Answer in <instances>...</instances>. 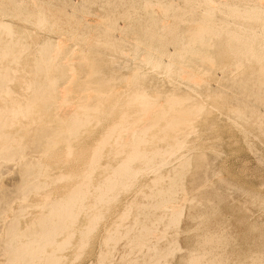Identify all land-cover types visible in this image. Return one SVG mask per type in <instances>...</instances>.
<instances>
[{
  "label": "rangeland",
  "instance_id": "rangeland-1",
  "mask_svg": "<svg viewBox=\"0 0 264 264\" xmlns=\"http://www.w3.org/2000/svg\"><path fill=\"white\" fill-rule=\"evenodd\" d=\"M145 1H147V0H0V10H2L1 12H3L4 14L5 13H8L7 15L5 14L6 16L3 13H0V18L2 17L3 20H4L3 21L2 18H1V21L2 22H6L7 21V23H8V21L11 22V24L9 23V25L11 26L12 31L15 30V33L17 32V34L19 35V38H22V37H25V36L27 37V35L29 34L28 35V38L30 40L28 38L27 39L29 41H32V42H29V41L26 42L25 41V38L26 37L24 39L22 38L23 39V42L25 41V43H26V44L23 43V44H25L24 46H25V50H26V55H24L25 52H23V53L20 52L19 55H18L20 59L18 58V60H17L20 63L17 62L16 65L15 64L14 65H11L13 67L10 68V70H13V71L16 70V72L14 71L16 75L13 72L9 71V73L11 75L10 77H11V79L14 80V82H13V80H9L7 82V86H8V88L10 90L12 89L11 92H12V94L13 93L15 94V95L13 94L14 97H17V99L23 100L24 98H26V97H28L29 95L32 94V91L30 89L27 88V91H26V84H27L26 83V79H28L29 76L31 78V76L33 75L32 71H33V68H34V63H35V61H37L39 59V58H37V56L39 57V55H40L39 52H38L39 51L38 48L40 49L41 44H43L44 41L46 39H48L47 36H49V39L52 37L53 42H54V45L55 46L58 45V47L57 46L56 47L58 49H60L59 44H57V43H60L59 41H61V39H62L63 36L67 37L66 34H68V37L70 36L69 37L70 39H68V37L67 38H64L63 37V39H62L61 42L64 41L66 44L62 43V44H64V46L62 44H60V45H62L61 46L62 48H64V47L67 48V50H66L67 57L65 59V56L66 55L63 53L65 55L63 57V55L61 53V54L57 55L58 58L55 57V59H54V60H56V58H57V60H56L57 63L56 62H53V63L59 65L60 60H61L60 57H61L62 58L61 62H64V63H62V64L60 63V64L65 67L63 69L66 70V73H68L67 75L68 76L70 75L71 83H72V81L75 82V85H74L73 90H75V89L76 90L75 91H72L68 96L70 97V95H71L70 98L75 99L77 97V93H74V92H78V94H79V92H81V90H79V89L80 88L82 89L83 87H85V85H82V83L83 84H86L88 81H91L92 79H93V82H90V83H93L92 86H95L96 85L95 86L96 88L102 90V92L99 93V95H101L103 93L102 94V97L101 96H98V100L99 101H97L98 103L101 101L100 103H101V107L103 109L101 108V110L99 112L100 114L98 113L99 115H97L98 117H96L97 120L95 119V121L93 122V125L90 124V125H87L88 127L86 126V127L82 128V130H81V132H80V134L78 136V139H77L78 141H75V142L73 141V143H72V154H74V155L71 154V156H73V158L69 155V157L72 158L71 160L70 159L69 160L66 159V158H68V156L67 155L65 156V154H66L65 147L59 145L56 148H50V149H48L47 151L49 152V150H50V152H49V154L48 153L46 154L47 156L46 155L42 156L40 154V153H44L45 154L47 152L46 149L44 151H42V152H38L37 153V155H38L37 157L38 158L36 156H34L36 154L34 150L28 149V150L25 151V155H24L25 158L24 159L22 158L23 160H20V161H17V162L14 161L15 163H13V165L17 164L18 162L20 164L22 162L29 161V160L36 161V159H37L39 161L41 159L40 160V163H42L43 166H46V164H47L46 167H48V169L50 171L49 173L51 175H53V176L54 175H61V176L64 175V176H66V174L69 173V172H70L69 174L75 173V176H78L79 175L78 176L79 178L78 177L77 178L80 181V179H81L80 177H81L82 173H84L83 172V169H84L83 167H86V165L89 167L88 164H90V163H86V159L89 160L88 157H90V156L93 155V152H94L93 149L94 148L97 149V147L100 148L102 146V140H103V137H104L103 134L106 135V137H107V133L105 134L104 131L109 132L110 130H108V128L109 129L113 128V126L116 125V122L122 124V121L124 120V118H123L124 115L121 112L123 110H125L127 112H124L123 111V113L125 115H126V113H128V115L125 116L126 117L125 118L126 122H124L125 124H122V125H127L126 123H128V121L129 122L130 121L132 122L133 121V118L135 119V117H138V116H136L137 113H138V110H139V109L137 110V108L139 107L140 109H142V107H140V104H138V103L139 102H142V101H139V102H136V103H131V106L129 107V105H127V103L129 104V98L131 99V97L128 96L130 93L133 95V96L132 95H130V96L134 97L133 91H135V94L142 93L144 91L145 93H143V94H145V97H147V95H149L148 97L151 96L153 98L152 99V98H148L147 97V101L150 99V100H154V102L157 103V104H153L154 102L152 101L151 104H153L154 107L156 106L158 108L161 105V104L158 105V103H162V105L164 104L163 107L166 105V108L167 109L169 108V106H167V101H168L167 99H169L171 96H172L171 98H174L173 97L174 96L173 94H176L175 95V98H176L177 95L179 96L180 99L185 97L184 98L185 100L182 101V108L185 109V111L187 109L188 110L189 109L190 110H195V109H193L194 107L200 108V107L204 106L205 108H204V110H202L201 113H196L195 112L196 114L194 115V117H192L193 116L192 114H191L192 116L191 115H188V117L186 116L187 118H185L183 116L186 119V120H184L183 123H185V121H187L186 123H188V124H184V126H183L182 123H181L182 126H180V128H178V130L174 129L175 130V133H174V130H170L174 134L177 133L176 135H173L170 131L168 133L167 130H161L160 129V126L165 125V124H163L164 123L163 120H160L159 121V122H161V124L159 125V128H156L155 127L156 130H157V132L155 131L156 134L158 133V129L161 130V131H159V134L160 133L161 134H165L164 131H166L168 133L169 137L166 138L165 136H167V135L165 134L164 137H163V139L164 138L165 139L170 138L171 140H168V141L169 142H171V141L173 142L172 139L175 138L174 141H177L179 139L178 141L184 142L183 140L181 141V139L184 138V140H185V143L184 144H185V146L187 144V146L186 147L183 146V147H185L184 148L185 150L184 149L183 150H180L181 152H179L178 155L175 158H171L170 159L171 160V163L172 162L173 163L177 162V163H175V164L172 163L171 164L170 162L167 161L166 164L168 163L169 165H166L165 164L167 166V167H164L165 169H163L164 164L162 166H160L161 164H158L157 166H160L159 169L162 168L163 171L160 173V172H158L159 169H157L158 171H156V172H158V173L155 172L154 174H152V175H155L156 174L157 176H160V177H161V175H163V177H165L167 175L166 173L170 172L168 174H171V171H172V173L174 172L173 170L176 171L173 174H175V175L177 174L176 175V179L177 180L180 179V181H177V180L176 181L177 182H180L181 185H180V183H177V192H176L177 194L176 193H173V194H176L175 196L173 194H169L168 193L171 196V202L172 203L170 202L167 207H170V204H172L171 206H173L174 203H175L174 206L176 204L181 205V207L184 206L183 207V210L181 208V210L183 211V215L180 217L179 225L178 224H175L174 225L175 227L176 226L177 227L179 226V227L178 228L177 227L176 228L175 227L173 228V225H172L171 227L173 229L172 228L169 229L170 226L167 223L170 222V221H168L170 219H168V220H166V219L169 218L168 217L169 215H171V214H169L170 212H168L170 210L167 211L166 209H155V205H156L157 202L153 198H151V197H153V193H154L155 189H158V191H159L160 188H163L162 186H165L166 185V186L169 187V184L166 181H168L170 179H168V180L165 179L163 182L161 181L162 183L160 182L159 184L158 183L155 184L152 180L155 178L154 179V181H155L157 178L159 179V177H155L156 176L155 175V176H153L154 178H152L151 172H149L150 175H148L149 173H147L148 172L147 171L145 173H147L148 176H146L145 173H144V174H142L140 176L139 179L137 178L134 181V183L132 182L134 184V187L133 188L131 187L133 185L132 184V185H129L131 188H128V187L126 188L127 190L129 189L128 191L125 190V192H124V191L121 190L122 192L121 191L118 192V194H119V196L117 194V198L118 199L115 197L116 201H115V199H114V201H112L111 207H108L109 208V211L108 212H105V210L107 211V207L106 206H110V203H108L109 205H104L105 206V207L103 206L104 208L102 207V208L98 209V207L97 208L94 207V209H93L92 208L93 207L92 205L94 203V198H91V196L88 197V199H91V200L87 201V203L90 202L89 205H91V207L88 206V208H89V209L87 208L88 209V212H85V214L84 213L81 214L78 217V220L76 218L77 221L74 220V223H77V224H74L73 225V229L71 228V230L72 231L74 230L75 235L73 236L74 238H71L70 241H69V246L67 247L68 248V251L65 248L66 251L64 250V251H62L63 253H61V252L59 253V255H61V257L62 256H65V258L62 257V261L61 262H64V264L66 262H67L66 264H143V263L144 264H149V263H151L154 260V259H152L154 256L160 255L162 257V259H161V263L162 264H190V263L191 264H195L193 262H198L197 264H200V261H201V264H203L205 260H206V262L207 261L209 262L211 259L215 258V253H216L217 254L216 256H218V257L215 258V259H213V260H211V262L215 260L214 261L215 264H217L219 261H221V262H219L218 264H220V263H222V264H225V263L226 264H240V263L241 264H250L251 262H253V264H257L258 262L260 263V261H261L260 264H264V103L260 102L261 100H263V102H264V80H262V77L264 78V74L263 75L262 74H259L260 72L264 71V68H263V70H260V69H262L261 67H262V63L264 61V56H262L263 59L261 58V60H262L261 63H260L261 60H258L259 62H256V61H254L256 59H253L252 57L251 58L253 59V61H252V59L250 61H247V60L250 59V57L247 56L249 59L246 58L245 55H248V54H246L243 51V49L242 50L240 49L241 47H244L243 46V43H240L239 42V46H238V41H237V44L236 43H232V42H235V40L233 41L228 36V39L231 42L230 43V42H228L229 40L227 41V35L221 34L222 36H218L219 39H218V37L217 38L215 37L216 43L221 40L220 41V45H218L219 43L218 44H215V41L213 40L214 37L212 38V36H206L204 38V40H206V43H208V44L210 43L209 44V49H208L209 51L207 53V56L206 57H203V60H202V57H199V56L197 58H195L196 60L194 59L195 61L193 60V62H191V64H190V66H192L191 69H190V66H189L188 67V70L190 69L189 71H191V70L194 71L193 73L191 71V73L194 74L195 76H197L196 74L199 75V73H201L202 71L205 72V70L206 71L208 70L210 72V74H208L209 72L207 71L206 73H204V75L207 74V76L205 75L204 78H209V81H208V79H206L207 81L206 80H203V76H202L203 75L202 74L203 72H202L201 75L198 76V77H200L201 80H203L202 81L203 84L201 82L202 85L200 84L198 87L192 88L191 90L190 89H187L188 87H186V86L188 84H185V82L183 83V81H184L183 79L184 78L182 79L180 77V74H181V76L183 75L182 74V71H181V69L183 67V63L178 58L179 57V53L178 52L182 48L181 45H184L185 46L186 43H187V41L189 43V41L192 39V37H191V39H189V37H190L189 35H191L189 33L192 32V31H194V32L197 31L198 27H196V25L197 26H198V24L200 25V23H198L197 20H198V18L203 17L201 15H203L202 14V11H203V13L205 12V9L206 8L204 7L205 9H203V6H205V5H203V6L201 5V2H202L201 0H199L200 3L197 0H193V1L196 2V4L193 5V7L195 6L194 7L195 10H196V7L198 6L197 11L194 13V9L191 6L192 5L191 3H193L192 0L185 1V2L183 0H176V1L175 0L174 1L173 0H164V2H161V4H160V1H163V0H159V1L153 0L154 3H152L153 2L152 0L151 1H148L147 3H145ZM171 1L178 2V4L175 3V5H176V7L178 5L181 8L180 11L183 12L182 15H184V13H185L184 11H186V10H187V12H190V7H191V11H193L192 12L193 13L192 16H190L189 13H187V12L185 14V17L182 16L181 15V12L179 11V8L177 7L178 10L176 11V13L174 11V14H173V11H170L169 13L166 14V15L169 14L168 17L166 16L168 18L167 19L166 17L164 18L165 14L162 11L161 12L164 15L162 16L161 13L159 14V11H158V9H156V7L153 8V9H155L153 11L151 8H149V7L146 6V5L151 4V3H152L151 5H156V3H157V5H161V6H164L166 4L165 7L173 6V10H176L177 8H175L174 3L171 2ZM233 1L234 0H231V2L229 0H226V3H225V1L223 2V0H221V2H220V0H217V1L215 0L214 1L215 3H214L213 6H215L216 3L219 2L218 5H216L217 8H218V6H219V8H221L220 6H222V5H223L222 6L223 8L225 6H226L225 8H227L229 4L233 3ZM170 2H171V5H170ZM18 3H22L23 5H21V4L19 5ZM33 3L35 4V6L37 8L34 7V4ZM197 3H198V5H197ZM59 4H61L62 6L59 5ZM67 4H74L75 5V9L72 12L73 14L71 12H70L71 14L69 12H68L69 14L68 13L63 14V12H66L63 6H65ZM199 4L202 6V9L201 10H199L201 8V6ZM14 5H16L18 7L14 6ZM10 6L11 7L14 6L12 8L15 11L14 13L11 10ZM19 6H21V7H19ZM49 6H51V8ZM142 6H144L143 7V10L141 8ZM15 7L17 9L18 8H24V9H18V10H20V12L23 13V14L21 13V15H23L25 17L19 15V16H21V18L20 17H19L20 19L19 18H16L17 22L15 21V19H13L18 14L17 13L18 10H16ZM26 7L28 9H25ZM33 7L35 8L34 10H33ZM38 8H40V12L38 11L39 12L38 13L39 15L37 14V11H35V10H39ZM182 8L184 9V11H182L183 10ZM242 8H240V9H242ZM4 9H7L8 12H6V10H4ZM31 9H32L33 12L31 11ZM147 9H148V11H147L148 13L146 12ZM224 9L221 8V9L215 11V16H216V13H218L217 15L219 16V18H216V20H215V18H213V22L214 21H216V22L220 21L219 19H220V16L221 15L219 13H221V11H222V13H224V12L225 13L226 12L228 13L229 12L227 9H226L227 11L224 10ZM21 10H23L24 12L21 11ZM155 11L157 12V14H154V13H156ZM27 12H28L29 15L31 14L30 15V20H29V15L27 14ZM41 12L46 17V18L43 17V20H44V18L47 19V20H46L45 24L42 25L44 28L41 26L42 28L41 27L38 28V29H40V31L38 29H36L37 30L36 31L34 29L37 28V26H40V25H37L36 26V24H38V22L36 21V19L37 18H41L43 16L41 14ZM9 13H12L14 15V16L13 15L12 16H9L10 18L13 17L12 18L13 20L8 19V15H10ZM15 13H17V14L15 15ZM33 13L35 14L34 16L36 18L35 19L36 22L31 21L32 19H34L33 15H32ZM60 13H62V14H60ZM170 14H171V16L172 15H177L179 19L178 18H174L173 16L171 17ZM194 14H195V16H194ZM26 15H28V16H26ZM150 15L152 16V18L154 17L153 19L152 18L151 19L153 21L155 19L156 21H154V23H157L160 28H158V26L156 24H154L152 20H149L148 17H151ZM222 15H224V14H222ZM227 15L228 14H226V16ZM51 16H52L53 19L50 18ZM65 16H66V18H65ZM103 16H105L106 18L103 17ZM179 16H182V18L180 19ZM226 16L224 15V17L225 18H228V19H224V18L222 19L223 16L221 17V20H225V22H226L225 23L223 21L224 23H222V24H224V25L226 24L227 25V23L230 22L229 23L230 25H227V28H224V27H226V25L225 26L222 25L223 27H221V29L223 28L222 30H224V29H229V30L232 29V30H234L232 27L230 28L228 26H231V24H232L231 20H235V18L233 19V17H231L229 15L227 17ZM6 17H7V19H6ZM58 17L61 20V22H59V23H58V21H60V20L58 19ZM22 18H23V21L24 22L22 21ZM24 18H27L28 21L26 19H24ZM68 18L74 21V24L75 25L73 27H71L72 25H70V27L72 29L69 27V24H73V21H69ZM147 18H148L150 24L148 23ZM236 19H238V18H236ZM20 20H21V22H20ZM37 20L40 21V19H37ZM65 20H68V21H65ZM180 20H182V21H180ZM195 20H196V22H195ZM240 20H242V19H240ZM41 21H42V18H41ZM186 21H189L190 23L189 22H186ZM199 21L201 22V18H200ZM236 21H234V26H235V24L236 25H238V24L241 25V21H240V23H238ZM242 21H243V23H242L243 25L246 24V26L249 25L248 28L251 27L252 24H250V23L247 24V22L244 21V20H242ZM30 22H31L32 25L29 24ZM49 22L51 24H49ZM52 22H53V24H56V25H53ZM62 22H65V23L67 22L66 25L68 24V26L65 27L66 25L65 26H64V24L62 25ZM221 22H218V24H221ZM33 23H34L35 26H33ZM46 23L49 24V25H47ZM120 23H122V24H120ZM147 23H148L149 26L147 25ZM163 23H165V25L162 26ZM195 23H197V24L195 25ZM59 24H61L63 26V28H62V26L59 27L58 26ZM113 24H114V26H112ZM151 24H153V25H151ZM27 25L28 26H32V28L31 27H27ZM44 25L47 26L46 28H48V29H45V26ZM214 25H216V23ZM50 26L51 27L55 26V27L51 28ZM104 26L108 30V37H106L107 35L104 32V31L107 32V30L104 29L105 28ZM232 26H233V24H232ZM56 27H57V29L59 28L58 30L60 32L55 29ZM148 27L149 28L152 27L154 29L153 31H155V29L157 28V30H156L157 33H155L156 32L155 31L154 34L152 33L153 35L149 34V32L151 33V29L152 28L149 29ZM200 27H199V29H200ZM237 27L235 28L234 31H236ZM241 27H242L241 29L244 30V27L245 26H242L241 25ZM29 28L31 30H34V31H32V32H34V34L32 32H30L31 30H28ZM60 28H62L63 30L65 28H66L65 30L68 29L66 31L67 33L64 34L65 33V30L63 31ZM164 28H165L166 31H165V34H163V35L161 34L162 36L160 35L161 38H164L163 40H161V38L157 34H158V32L159 33H162V31H164ZM42 29H44V30H42ZM99 29L102 30L103 32L99 31ZM144 29H146L145 30L146 32H144ZM147 29H149V30H147ZM167 29L168 30L170 29V30L167 32ZM217 29H220V25H219V27ZM241 29H237V30H240L241 31ZM22 30H24V31H22ZM26 30H27V32H26ZM79 30H80V33H78ZM110 30L111 31L114 30L115 33L114 32H109ZM53 31L54 32L56 31L55 34H57V32H58V34L55 36V34H52V33H54ZM68 31L70 32V34H69ZM74 31H76L81 36V38H83V37L85 38L84 35H86L87 37H89L90 42H94V41H95V43L96 42H99L98 44L96 43L98 46L97 45L96 46H93V43L88 42L89 39H87V41H83L86 38L85 39L83 38V40H82L83 42H81V40H79V42H77L76 40L79 39L80 36L78 34H77V36L73 35V34L76 33ZM85 31H87V32H85ZM98 31H99V34H97ZM134 31L136 32V34H135ZM40 32H41V34L38 36V34ZM42 32H43V34L45 36H43ZM45 32H47V33H45ZM48 32H50V33H48ZM61 32H62L63 35L61 34ZM83 32H84V35L82 34ZM133 32H134V34H133ZM137 32H139V33H137ZM142 32H144V33H142ZM173 32H174V34H173ZM85 33H87L89 36L87 34H85ZM102 33L105 35V37L103 36ZM145 33H148V36H153V37L152 38L151 37L150 38L149 37L148 38L147 37L145 38L144 36H147V34H145ZM17 34H13L14 39L17 38V36H18ZM59 34L62 37H60ZM142 34H144V35L142 36ZM3 35L0 34V36H2L3 38L4 37L6 38V35H4V36ZM15 35H17L16 38H15ZM30 35L32 36L31 38L29 37ZM156 35H157V38H158L157 41H156ZM192 35H194L193 32H192ZM73 36L76 37V38L78 36L79 37L75 40ZM132 36H133V39H132ZM2 37H1V39H3ZM96 37H98V40L99 41L96 40ZM7 38H6L7 41L10 40L9 39L10 38L9 36ZM57 38L60 39V40L57 41L58 40ZM186 38H187V40H186V43H185L184 40ZM1 39H0V41H1ZM130 39L131 40H134V41L135 40H138V42L139 41L142 42L141 40H143V43H140L139 42L140 49H138V50H141L143 48V50H141L139 52L136 51L135 50V44L137 43V41H135V44H134V42L131 41ZM147 39H148V41H147ZM210 39H211V41H210ZM6 40L4 42H6ZM178 40H180V41L177 43ZM40 41H43V43H41ZM158 41H160L161 43H162V41L165 42L166 43V46H168V49H167V47L165 46L164 43H163L164 46H162L160 43H158ZM226 41L229 44H232V46L233 45H236L233 48H235V47L237 48V46H238L239 48H237V49L239 51L237 52V50H232V47L230 49V46H228V43H224ZM76 42L79 45H77ZM86 42H88V43H86ZM146 42H148L151 46L153 44L154 49H152L153 48L152 47L151 50H150L149 49L150 48V45H148V43L146 44ZM155 42H156V49L157 50L155 49V45H154ZM3 43L0 42V47L3 45ZM27 43H28V45H27ZM103 43H104L105 46H103ZM39 44H40V46H37ZM123 44H124V47L125 48L127 47L126 50H125L124 47H123L124 49L123 48L121 49V47L123 46ZM128 44H129V46H128ZM131 44L134 45L133 46L134 48L132 47ZM141 44H142V46L146 45L145 47H147L150 52L147 51V53H144L143 51L147 50V48L142 47ZM176 44H178V45L180 44L179 45L180 49H179V47ZM224 44H225V46H224ZM241 44H242V46H240ZM65 45H67V46H65ZM160 45L162 46V50H161L160 47H158ZM215 45H216V49L214 50ZM29 46H30V49L27 50L29 48ZM36 46H37V48H36ZM75 46H77V47H75ZM217 46H219V47H217ZM129 47H132L131 48L132 50L134 49L133 50L134 51L133 53H130L132 51H131V49ZM176 47H178V50L179 51L177 49H174ZM72 48H74V50ZM87 48H89V49H87ZM158 48L160 49V52L161 51L164 52L162 55L165 54V56H164L163 59H165L167 57L165 59L166 61L162 59V61H161L162 64H160V67H158L157 70H156L155 67H149L147 65H143L145 67H141L142 69H140V71H142V73H141L142 76L140 77V80H141V78H142V80L141 81L139 79L137 80V81L140 82V84H139V82L137 83V81H136L137 84L134 83L135 85L132 84L134 86L131 85L132 87H134V89L136 88L137 91L134 90L132 87H128L131 84V83H129L130 81L128 79L136 71L135 70L136 69V65H140L139 62L141 63L142 60H144L146 58V56H147V55H144L145 58H142L141 56H143V54L141 52H143L144 54H148V52H149L148 56H153V55L155 56V55H158L160 53ZM255 48H256V50L257 49L259 50V51L257 50V52L261 53V55H264V51L261 52L263 50V49L261 50V47L259 48L258 46H256ZM35 49H37V50H35ZM90 49L91 50L94 49V51L93 50L90 51ZM83 50L85 52H83ZM87 50H88L89 53L87 52ZM122 50H124L126 53L123 52ZM127 50L128 51L130 50L129 53L127 52ZM155 50L158 51V52H156ZM172 50H174V52ZM231 50L233 52H231ZM74 51H77V52H74ZM118 51L123 52L122 55H120L121 53L118 52ZM176 51H177L178 54H176ZM27 52H28V54H27ZM72 52H73V55H72ZM95 52H97V53H95ZM154 52H156V54H153ZM209 52L210 53L212 52V53L210 54ZM240 52L241 53L243 52L242 53L243 56H242V54ZM79 53H80V55H78ZM127 53L129 55L131 54L130 55L131 57L129 56V60L127 59V56H128ZM136 53H139L140 60L137 59L139 57H138V55L136 56ZM140 53L142 55H140ZM167 53H168V56L169 57L167 56ZM173 53L175 55H177V56H173L174 55ZM239 53H240V56H239ZM27 55H29V57ZM72 56H73V58H72ZM81 56L84 57V58L89 59V61H91V59H93L91 61V62H94V66L92 67V71H93L92 73L93 74H91V73H89V75H88V73L86 74V72L84 71V69H86V68L84 67V63H83V61L85 59L84 58H81ZM90 56H92V57H90ZM133 56H134V58H132ZM170 56H171V59L169 61L168 59L170 58ZM21 57L23 59H21ZM34 57H36V58H34ZM214 57H215L216 60H214ZM1 58H2V56H0V60L3 59L2 61H0V64H1L0 65V70L3 69V68H5V67H7V65L9 64L8 63V61H9L8 58H6V59L5 58H2L1 59ZM24 58H26V59H24ZM74 58H76L77 60L79 58V60L78 61L77 60L71 61V59H74ZM176 58H178L179 62H178V60ZM244 58L247 59V60H245ZM63 59H65L66 61L63 60ZM80 59H84V60L81 61L83 64L80 63ZM131 59H136V60L134 61V60H131ZM197 59H198V61H197ZM76 61L79 62V63H74ZM125 61H126L127 64L125 63ZM137 61H139V62H137ZM163 61H164V63H163ZM239 61L240 62H243V63H241L243 66L242 65H238L240 63ZM65 62H66L67 65H64ZM171 62H174V63H172L173 66L171 65ZM176 62H178V63H176ZM4 63H5V65H4ZM69 63H71V64L74 63V65H69ZM167 63L170 65V67L172 66L171 69H174L175 71H177V69H178L179 71H177V72L179 74L177 72H175V71L173 72V70H172L171 72H172L173 75H171L170 74V71H169V70H171V69H169L170 68L169 65H168L169 68L167 67L168 69L165 67V65L167 66ZM175 63H176V66L178 64L177 67H175ZM54 64H52V66ZM196 64L198 66H200V67L201 66H203V67L205 66L204 69L205 68L206 69L203 70V67L197 69V65ZM61 65H59V66L61 67ZM77 65H78V67L80 69L79 72L77 71L79 69H76V71H77L76 72L75 71V68H74V71L73 72L70 71L71 74L72 73H75L76 74V77L74 78L73 76H75V75L73 74V76H72L71 74H69L68 69L69 70H72L73 68L71 66H77ZM92 65H93V63H92ZM133 65H135V67ZM161 65L164 68H166V69H164ZM236 65H238V66H236ZM82 66L84 67V69H83ZM235 66L238 67V68H240V67H242V68L236 71ZM263 66H264V64H263ZM54 67H55V65H54ZM78 67H76V68H78ZM148 67L151 68V69H149ZM193 67H195V68L193 69ZM20 68L21 69L23 68L22 69L23 71ZM144 68H146V69H144ZM160 68L164 69V71L166 70L165 73L166 72H169V74L166 73L167 74L166 75L164 73V71L161 70ZM143 69L144 70H147V73H150L151 75L146 74ZM154 69L157 72H159V73H157V72L155 73L154 72L155 71ZM150 70H152V71H150ZM160 70L163 71V72H160ZM195 70H196V74H195ZM26 71L28 72V74H27ZM94 71H95V75H94ZM143 71H144V73H143ZM17 72H19V73H17ZM29 73L31 75H29ZM51 73L53 74V72H51ZM77 73H79V74H77ZM17 74H21V76H22V74H24V77H25L24 80H25V82L23 81V79L21 80L23 82L19 81L21 83L20 85L22 87L21 86L19 87V82L16 81V80H20V77H18ZM81 74H83V76H81ZM143 74L146 75V76L149 75V77H147L148 80H147V78H145L146 80H144V75ZM14 75H15V77H14ZM174 75H178L177 76V80L178 81H176V76H174ZM90 76H92L93 78L90 77ZM120 76H122V77L124 76L125 77V78H123L124 80ZM166 76H169L171 78L172 77H175V78H172V79H174L172 81L171 78L169 79ZM259 76H261V77H259ZM32 77H34V76H32ZM22 78H23V76H22ZM30 78H29V80H30ZM85 78H86V80H85ZM260 78H261V81H260ZM256 79H258V81ZM180 80L182 81V83H181ZM84 81L86 83H84ZM125 81L128 82V83L126 82V86L128 87V89H126V86L124 85L125 84ZM142 81L145 82V83H147V85H145V83L143 84ZM175 81L177 83L179 82L180 84H183L184 86L179 85V84L177 85V83L175 84L174 83ZM259 82H260V84H259ZM15 84H17L18 87L15 88V86H16ZM80 85H82L83 87L80 86ZM136 85L137 86L140 85L138 87L141 90ZM141 85H143L144 87L141 88L142 87ZM144 88H145V90H142ZM198 88H200V89H198ZM194 90H195V92H194ZM191 91H193V93H191ZM158 93L161 94V95L159 96ZM72 94L73 95L76 94V96H73L72 97ZM168 94H170V95L168 96ZM165 95H167V96H165ZM261 95H263V96H261ZM80 96H81V99H80ZM80 96L78 95V97H77V100L78 101L76 99L75 100L72 99L73 101H71V99L68 98V102H70L71 104H74L73 106H77L78 107V105H80L78 103L79 102L81 103L82 102V99H83L82 98L83 95L81 94ZM127 96H128V98H126ZM153 96H155V98H160V101L158 102L157 99H156L157 100L156 101ZM187 96L188 97L190 96L191 98L190 97L188 98ZM164 98L165 99L167 98L166 99V104L163 103V101L165 100ZM179 98H177V99H179ZM186 98H188L189 100L190 99H192V100L189 101V102H187L188 99H186ZM258 98L260 100H258ZM1 99H0V108H2L3 105H4V103H5L3 97H1ZM79 99H80V101H79ZM115 100H117L118 102L120 101L119 103H117L116 108H114L115 106L113 107V105L116 104L115 102H117ZM121 100L124 101L123 103H126L125 104V107H128V110H130V111H128L127 108H124V105H121L122 104V101ZM104 101H106V102L110 101V102H108L106 104ZM147 101H146V104H150L149 103L150 101H148V103H147ZM102 102L104 103V106L106 104V107L109 104H113V105H109L106 108V107H103L102 106V104H103ZM143 102H144V100H143ZM143 102H142V104H143ZM185 102H187V103H185ZM67 103L65 104V107H63L64 110H62V108H61L64 104H62L61 107H59V105L56 106V107L57 108H60L62 111H65V108H66ZM70 103H69V105H71ZM132 104L133 105L135 104L134 105V108L132 107ZM119 105H121V106H119ZM144 105H145V103L143 105H141V106H144ZM197 105L198 106L201 105V106L198 107ZM73 106H70L69 107L70 109L67 107V109H66V112H68L67 114H71L70 112H72L71 110H73V108H74ZM56 107L53 106L51 108L50 113L52 111L58 110V109H55ZM111 107H112V109H110ZM156 107H155V109H156ZM119 108L120 109L123 108V110H121L120 112H118L119 111ZM135 108H136V115L134 116V115L131 114V112L133 114H135V112H134L135 111ZM75 109H78V108L75 107ZM133 109H134V111H133ZM160 109H162V108H160ZM164 109H165V107H164ZM167 109H165V110H167ZM61 110H60V112H62ZM69 110H70V112H69ZM156 110H159V108L156 109ZM77 111L78 110H76V111L74 110L72 112V114H74ZM238 111H239V113H238ZM56 112L58 114H56ZM56 112H52L50 114V115H52V114L56 115V116H54V115L49 116L50 119L47 118V116L49 115V113L44 114V113L40 112L41 114H43L42 115L43 118L40 117V115L38 113V116L37 117H36V114L34 115V117L31 116V118H29V122H28V119H25V118H21L20 117V119H19L20 121L17 120L16 122H13V124H11L9 126V128L7 129L6 132H8L11 135L13 133V135H16L17 138H20V135H21L22 138H24L27 141L29 139V141H30L31 139H34L35 138V136H34L35 135V132H38V130H39L40 127L41 128L42 127L44 128V127L49 126V124H47L49 122V120H50V124L51 123H54L53 125H55L56 124L55 122H58L59 121V118L63 117V114H61L58 111H56ZM62 113H64V112H62ZM138 114H140V113H138ZM170 114H172V113H170ZM121 115H122V117L119 118V116H121ZM197 115H198V117H197ZM127 116H129L128 121H127ZM130 117H132V118H130ZM56 118H58V119H56ZM98 118H99V120H98ZM103 118H105V119H103ZM122 118H123V120H122ZM37 119L40 120V121H38ZM42 119H43V121H42ZM100 119H102L101 120L102 122L100 121ZM188 119H190L191 121L188 120ZM18 121L20 122V125L21 126L17 123ZM33 121L35 122L34 125H32L34 123ZM258 121L262 122L263 124L262 123L260 124ZM36 122H37V124H36ZM189 122H192V123H189ZM233 122H235V123H233ZM256 122H257V124H256ZM27 124H29V125L31 124V125L30 126H27ZM94 124H96L97 126L94 125ZM13 125L16 126L15 129H14V126ZM190 125H192V126H190ZM94 126H96V128ZM33 130H35V131H33ZM153 130L154 129L152 128V131ZM16 131L19 133L18 135H17ZM28 131H29L30 134L28 133ZM89 132H90V135H88ZM91 132H92V134H91ZM155 132L152 133L151 132V129H150L149 131H147L144 134V137H146L147 139L149 138L148 140H151L153 137L154 138L156 137V136H153ZM110 133H111V131L108 133V135ZM181 133H183V134H181ZM25 134H28V136L25 135ZM81 135L84 136V138H80ZM100 135H102V136H100ZM162 136L163 135H161V138H162ZM100 137H102L101 142L99 140ZM106 137H104V138H106ZM156 138L160 140V138H158V137H156ZM156 138H155V140H157ZM95 140L97 141L96 143H95ZM152 140H151V143H152ZM166 141L167 140H165L163 142H166ZM168 141L166 142L167 145H166V143L161 142V145L159 143H157V145L158 144L159 145H158V147L157 146L156 147L157 148H160V150H163V147L169 146L168 145ZM155 142H158V141H155ZM173 143H175V142H173ZM99 144H101V146ZM111 144H112V146L114 148H117V146H118V145L117 146L116 145H113L114 144L113 141L111 142ZM153 144L156 145L154 142L152 144H149L150 146L148 145V143L145 145L146 147H150V148L152 146L151 149L148 148V151H150L149 153H152L155 150V149H153ZM169 144H171V143H169ZM95 145H97V146H95ZM145 146H144L143 150L146 149ZM92 147H94V148H92ZM108 147H109L110 150L108 149V151H107L106 148H108ZM124 147L126 149H128L126 146H124ZM156 147L154 146V148H156ZM157 148H156V150H159ZM121 149H123V148H121ZM126 149L124 151H126V153H127L130 148L128 150H126ZM75 150H76V152H74ZM115 150H117V149H115ZM103 151L108 153L109 151H113V150H112V148L109 145H107L104 148ZM26 152L27 153L30 152L31 155H29L30 153L27 154ZM104 152H103L104 155H102V156H105L106 155L105 157H107L109 155L108 156L109 157L108 159H110L111 157H113V154L116 153V151L115 152H110V154H107V153H104ZM60 154H61V156H60ZM182 154H184V156H186V155H188V156L184 157V156H182ZM123 155L125 156L126 154L123 153ZM123 155L121 156V154H120L118 156L116 155V158L114 157L116 159V163L117 164L114 163L115 162V159L114 158H113V160H114L113 163H111L113 161L112 159H110L112 161L109 160L110 164H112V165L114 164V166L111 165L112 167H110V164H108V162H107L108 159L105 158L107 160L106 161V160H104V157L101 160H104L105 162L101 161L100 164H101V166H104L105 164H103V163H106L109 166L108 165L107 166L105 165V166L106 167H110V169H111L113 167H116L117 165H119L122 162V160L125 158ZM180 155L184 158L183 161H182L181 158H179ZM82 156H84V157H82ZM119 156H121L122 158H119ZM189 157H190V159H189L190 160V163H187L186 165L190 164V167L188 165L187 166V169H186V165H185L184 161H185V159H188ZM177 158H178V160H177ZM118 160H119V162H117ZM189 160L188 161L186 160V161L189 162ZM64 161H67V162L65 164H63ZM156 161L159 162V160H156ZM180 161L182 163H184L185 170H183L184 169L183 167H182V169H179V168H181V165H182V163ZM82 162L83 163H86V165L85 164L84 165L82 164L83 166L79 167V165H81ZM87 162H89V161H87ZM6 163H5V165H8V166H5L2 169L6 170L7 169L6 167H9L10 166L9 168H11V170H6V174L5 175L1 174V172H0V199H1V197L3 198V199L0 200V202L2 201L6 205V207H7V208L5 207V209H6L5 211H4V208H3L4 206L3 207L1 206V208H3V209L0 208V247H2L3 246L2 244H4V242H3V241H5L4 238H7L8 237L7 233L5 234V230H7L6 227L9 224V220L11 222L12 219H13V216H15V215H12V214H14L13 212L18 209V206H19L20 209H21V206H22V209H24V208L26 209V210H24V213H23V210H22V213L21 212H18V214H17V211L19 209L15 213L19 217L20 230L21 231H24L25 229H27L26 227L31 226V224H33V223H35L37 221V219H36V218H38L37 216L40 217L41 215H44V214L47 213V209H45L44 211L42 210V208L40 209L41 205L43 203H45V201L42 200L43 198L45 199V197H46V195H45V197H43L45 193H47L49 195H51L50 193H52L53 195L56 194L58 196L64 195L62 199H61V197H58L56 195H54V196L52 195L53 197H48L49 195H47L48 202H55L53 199H55V200L58 199V200H56L58 202L59 201V198H60V201L66 199L67 196H65V194L68 195V193L74 188V186L79 183V182H77L78 180L76 181L77 178H75L72 175L73 176V180H69V181H71V182L76 181L77 183L76 182H74L75 184L70 183L71 184L70 187H68L66 185V183L68 184V182H69L66 179L65 180L67 182H65L63 180L61 183L60 182H57L56 184L54 183V185L51 183L52 185L51 184H48L47 186H49V187H46V189H44L43 191H41V192H34L35 194L34 193H31L30 196L28 197V199H25L24 200L22 198V200H24L23 203H22L21 198L17 197L18 198V201H16L17 200L16 198H14V197H16V195L14 196V188L16 189L17 188V185H20L18 182L20 181V179H19L20 177L19 176L21 174V168H20L19 164L13 166L11 161H9V164H8V162H6ZM100 164H99V166H100ZM136 164L138 165V163H136ZM178 164L180 166L179 168H178V166H176ZM61 165H62V167L60 168ZM101 166H100V169L102 168L103 170L102 171L101 170L100 171L99 170L98 171L96 170V173H95L94 177L97 176L96 178H98V179L96 180V178H94L95 180L93 179V181H94V182H92L93 184H95V183L97 184L96 181H99V178L101 179L99 181V183H101L102 179L103 178L105 179V177L107 176L106 172L108 173V175L110 174L109 173L110 169L106 171V170H104L105 167L103 168ZM55 167L56 168L59 167V169L61 171L58 170V169L56 170ZM88 167H86V169ZM174 167H176L178 170H176ZM78 168L82 170V173H81V170H79ZM171 168L173 170H171ZM2 169H1V171H2ZM53 169H55L56 171L53 170ZM70 169H71V171H70ZM86 169H84V171ZM78 170L80 171L79 173L77 172ZM186 170L188 172L190 170L191 171L189 173L186 172L187 173L186 174L185 173ZM103 171H105L104 174H103ZM4 172L5 171H2V173H4ZM99 172H101V173H99ZM100 174H103L104 176L103 175H100ZM159 174H161V175H159ZM99 175L102 176V177H100ZM171 175H170V178H175L173 175L172 176ZM168 176L169 175H167L166 178ZM69 177H70V175H69ZM71 179H72V177H71ZM16 180H17V182H16ZM169 182H171V181H169ZM150 183H152V184L154 183L153 185H155V186L158 184V186L160 185L159 186L160 188L159 187L154 188L155 186L152 185L153 188H154V190H152V189H150V187H152V186H148L147 187V185H151ZM164 183H165V185H164ZM70 184H68V185H70ZM93 184L91 186H93L94 189H95V187L98 184L97 185L96 184L93 185ZM178 186H180V187L183 186L184 187V188L181 187L183 190L185 189L183 191V193H181V190L182 189L180 188L181 189L180 190ZM11 187H13V189ZM93 187H90L89 188V192H92L91 188L93 189ZM145 187H147L148 189L145 188ZM6 188H8V190H6ZM67 188H68V190H67ZM69 188H72V189L69 190ZM142 188L144 190H142ZM164 188H163V190L166 192L167 188H165V189ZM10 189L13 190L12 193H11V196L12 197L11 196H8V194L7 195H4L6 192H8L10 194V192H11V191H9ZM1 191L3 192L2 194H1ZM4 191H6V192L4 193ZM48 191H50V192H48ZM149 191H151L152 193H150ZM164 191H163V193H164ZM142 192L146 196H142V197L139 196L140 193H141L140 195H143ZM157 192L155 191V193H157ZM178 192H179V194H178ZM36 193L37 194L39 193V194L37 195ZM149 193L152 196H150ZM185 193H187V194H185ZM166 194L167 193H164V195L168 197V194L167 195ZM184 194L187 195V196L188 195H190V196L186 197V196H184ZM180 195L181 196L182 195L184 196V199H183V204L185 203L184 205L183 204H179V201H180V203H182L181 199L183 198V196L181 197ZM39 196L40 197L42 196L43 198H41L39 200V198H40ZM179 196H180V199H179ZM138 197H140V199H137ZM146 197H147V199H146ZM185 197L187 198V200H185L186 199ZM191 197H194V198L196 197V198H195V200L194 199L191 200ZM7 198H8V200H7ZM143 198L146 199V201ZM173 198H174V200H172ZM175 198L176 199H179L178 202H176L177 200ZM49 199H51L53 201H50ZM13 200H14V204L12 202ZM136 200H138V201H136ZM149 200H151V201H149ZM189 200H190V203L191 204L190 203H188V204L186 203V201L189 202ZM6 202H7V204H6ZM27 202L29 204L31 203L29 205L30 206L29 207L30 209L27 208L28 207V203ZM138 202L141 203V205H139ZM3 203H2V205H4ZM20 203H22V205H18ZM37 203L39 205V208L36 209V207H38ZM10 205H13V206H10ZM135 205H136V207H138V209L135 208V210L133 209V211H132V208H134ZM178 205H176L175 207H178ZM23 206H24V208H23ZM140 206H142V207H140ZM145 206L149 208V210L147 208L148 212H147V210L145 208H143ZM139 207H140L141 211L143 210L142 213L146 211L145 212L146 215L142 214L143 216H141V211H140ZM90 208H92V210H90ZM170 208H172V207H170ZM87 209H86V211H87ZM136 209H137V213H136ZM144 209H145V211H144ZM152 209H154V210H152ZM40 210L43 211V212H41ZM97 210H99V213H97L98 212ZM150 210H152V211H150ZM29 211H31V212H29ZM90 211H92L93 213L90 212ZM100 211H101V214H100ZM125 211H127V212H125ZM157 211L160 212V215L165 216L163 218L166 220V222L164 221V219H163V222L160 220V219H162L161 218L162 216H160L159 215V212L157 213ZM163 211H165L166 214ZM4 212H7V214L4 213ZM38 212L40 214L41 213L42 214L40 215V214H38ZM123 212H124V214H122ZM154 212H156V213H154ZM184 212H186V213H184ZM19 213H20V215H19ZM89 213H91V214H94L95 213L94 215H98L99 214L102 217L104 216L103 217L104 220H103L102 217H100L99 219L101 220V222L98 221V223L97 222L95 223L97 225H96V227H94L95 228V231L92 232L90 234V237L88 238L89 242L87 241V238L84 240V243L86 242L85 243L86 245H84L85 248L83 246L84 249H82L83 250V255H82L81 254L82 251H80L81 250V246L79 247V245L81 244V241H80L81 240V236H80L79 233L87 225V222H89V221H87V218H88ZM134 213L136 215H134ZM151 213L154 214V215H151ZM91 214L89 215V217L90 216H93ZM131 214L133 215V217H132ZM167 214H169V215H167ZM24 215H25V218H23ZM26 215H29V216H26ZM148 215L149 216H152V217H150V219H151L150 222L153 223V222L156 221L155 223L161 222L162 224L159 223V225H158V223H157L158 226L156 224L154 225L155 227L153 226V230H154L155 236L151 237V239H153L152 241H155L156 240V242L154 243L152 241H149L143 247L142 245H138L137 242H140L141 235H142L141 232H142V225L143 224H142L141 221L144 219L143 217H145V216H147V218L149 219ZM154 216H156V218H158V216H160V219L158 218V219L155 220V217ZM7 217L8 218L12 217V218L8 219ZM33 217H35V218H33ZM134 217H136V219ZM138 217L140 218L139 220H137ZM153 217H154V219L152 221V218ZM118 218H122V220L126 221L127 223H125V222H123V223L121 222L120 223L119 220L121 221V219H118ZM182 218H184V219L181 220ZM200 218H201V220H200ZM145 219H146V217H145ZM148 219H146L145 222L146 221L149 222ZM130 220H132V221L134 220L135 222L134 221L131 222ZM197 220H198L199 223L202 220H205L204 222H207V223L206 224L205 223L203 224V221H202V224L200 223L201 224L200 225L199 223H197ZM115 221H116V223H115ZM128 221H129V223H128ZM137 221L138 222L140 221L141 224L139 223L140 224L139 225L137 223ZM25 222H27V223H25ZM143 223H144V221H143ZM83 224L85 225L84 227H83ZM132 224H133L134 227H132ZM163 224L168 225L167 226L168 229L166 228V230H165L164 228H165L166 225L164 226ZM161 226H163V227H161ZM118 227H119V229H118ZM114 228H116V229H114ZM123 228H124V230H123ZM163 229L165 231H163ZM131 231L134 232V233H132ZM137 231H139V232H137ZM158 231L159 232L160 231H163V232H160L159 233ZM154 233H153V235H154ZM157 233H159V234H157ZM220 234H221L222 237L220 236ZM4 235H6V237ZM210 235H212V236L215 235L217 237L219 235V237H221V240H219V238H217V237H216V239H217L216 240L215 239V236L214 237H212V236L210 237ZM65 236H66V234H63L62 236H60L58 238V240H61V238L64 239ZM203 236L204 237L206 236L205 237L206 239L208 238V240H206L204 238L205 239V243H204ZM156 237H160L159 238L160 240L158 238L156 239ZM197 237H198V239H197ZM223 237H225L224 240H222ZM70 242L71 243H74V244H70ZM174 242L176 243V245H175ZM87 243H88V245H87ZM161 243H163V244L161 245ZM209 243L210 244L212 243V244L210 245ZM157 245H159L158 248H157ZM71 246H74V247H71ZM207 246H208V249L210 250V255L208 254L206 256V253L209 252L207 250ZM209 246L212 247V248H210ZM214 246H216V247H214ZM78 247H79V251L81 253L80 252L76 253L78 250L76 252H74ZM111 247H112V249H111ZM147 247L149 248L150 251L146 250ZM200 247H203V248L200 250ZM154 248H155V250L157 252L154 250ZM197 248L199 250H197ZM177 249H179V253H177L178 252ZM181 249H182V251H181ZM212 249L214 251L216 250V252L214 253V251H211ZM164 250H167V251L164 252ZM202 250L205 251L203 253V255L205 254L204 255V258H205L204 261L199 257L200 255L202 257V253H201ZM206 250H207V252H206ZM107 251H109V252H107ZM197 251H199V252H197ZM221 251H222V254H221L222 257H219V256H221L220 255ZM172 252H173V255L171 254ZM211 252H212V254H211ZM160 253L164 255V258H163V255H161ZM164 253L166 254V256H165ZM69 254H72V257ZM66 255H67V258H66ZM73 255H74L75 258H73ZM81 256H82V258H81ZM99 256H101V257L99 258ZM0 258H1V256H0ZM219 258L220 259L221 258H224L223 259L224 261L222 259L220 260ZM148 259H150V260H148ZM197 259H198V261H197ZM1 260H2V262H1ZM3 260L4 259H0V264H4L5 261H3ZM70 260H74V261L72 262ZM132 261L134 263H132ZM142 261H143V263H141ZM147 261H148V263H147ZM208 262H207V264H208ZM214 263L212 262V264H214ZM204 264H206V263H204ZM209 264H210V262H209Z\"/></svg>",
  "mask_w": 264,
  "mask_h": 264
},
{
  "label": "bare ground",
  "instance_id": "bare-ground-1",
  "mask_svg": "<svg viewBox=\"0 0 264 264\" xmlns=\"http://www.w3.org/2000/svg\"><path fill=\"white\" fill-rule=\"evenodd\" d=\"M148 1H151V0H147V1H145V3H147ZM153 1V0H152ZM156 1H159V0H156ZM174 1V0H173ZM173 1H171V2H173ZM176 1V0H175ZM184 2L185 1H189V0H183ZM193 1V0H192ZM197 1H199V0H197ZM202 2H201V5L203 6V5H205V6H203V9H205V12L203 13V11H202V14L203 15H201V16H203V17H200L201 18V22L199 21L200 20V18H198V23H200V25L198 24V26L196 25L197 23H195V25H196V27H198V29H199V27H200V29L198 30L197 28V33L196 32H194V31H192L193 33H194V35H192V32H188L189 34H191V35H189L188 37H189V39H191V37H192V39L189 41V43H188V41H187V43H186V40H187V38L184 40L185 41V43H186V45L184 46V45H181L182 46V48H181V50L179 51L178 50V47H179V45L178 44H176L178 47H176V48H174V49H177L179 52V59L182 61V63H183V67H182V69H181V71H182V76H181V74H180V77L184 80L183 81V83L185 82V84H188L186 87H188L187 89H192V88H195V87H198L200 84H201V82L203 81V80H206V79H208V81H209V78H204V76L206 75L207 76V74H205L204 75V73H206L207 71L204 69V67L203 66H198L197 64V69L198 68H202L203 67V70H205V72H201L203 75V80H201V78L200 77H198V76H200L201 75V73H199V75L198 74H196V70H195V74L197 75V76H195L194 74H192L194 71H192V73H191V71H189L190 69H191V67L192 66H190V64H191V62H193V60L195 59V58H197L198 56L199 57H202V60H203V57H206L207 56V53H208V49H209V44L208 43H206V40H204V38L206 37V36H212V38L214 37V41H215V44H218V45H220V41H218L217 43H216V39H215V37L217 38L218 36H222L221 34H224V35H227V41L229 40L228 39V36L230 37V39H232L233 41L235 40V42H232V43H236L237 44V41H238V46H239V42L240 43H243V46L244 47H241L240 49L242 50L243 49V51L246 53V54H248V55H245L246 56V58H248V57H250V59L249 60H247V59H245V60H247V61H250L252 58L253 59H256V60H254V61H256V62H259L258 60H261V58L263 59V57L262 56H264V55H261V53H259V52H257V50H256V46H258L259 48L261 47V52H263L264 51V0H234L233 1V3H231V4H229L228 5V7L227 8H225L226 6V0H223V2L225 1V9L222 7V6H220L222 9H224V10H228L229 12L227 13H225L224 11V13H222V11H221V13H219L221 16H220V21H218V22H221V24H218V22H216V21H214L213 22V18H215V20H216V18H219V16L217 15L218 13H216V16H215V11L216 10H219V9H221V8H219V6H218V8H217V6L216 5H218V3H216V5L215 6H213L214 5V1L213 0H201ZM217 1V0H216ZM230 2H231V0H229ZM161 2H164V0L163 1H160V4H161ZM171 2H170V5H171ZM195 1H193V3H191L192 5V8L194 9V13L197 11V8H198V6L196 7V10H195V6L193 7V5L194 4H196V2L194 3ZM220 2H221V0H220ZM222 2V3H223ZM144 3V4H145ZM152 3H154V1L152 2ZM151 3V4H152ZM156 3V2H155ZM174 3V5H175V3L176 4H178V2H173ZM188 3V2H187ZM199 3H200V1H199ZM203 3V4H202ZM19 5L21 4V5H23L22 3H18ZM34 4V3H33ZM142 4V3H141ZM151 4H148V5H146L147 7H149V8H151L153 11L155 10V9H153L154 7H156V9H158V11H159V14L161 13V15L163 16L164 14H165V16H164V18L167 16L168 17V15H166L167 13H169L170 11H173V14H174V11H175V13H176V11L178 10V8H179V11H180V7L177 5V7H176V5H175V8H177L176 10H173V6H168V7H165L166 6V4L164 5V6H161V5H157V3H156V5H151ZM164 4V3H163ZM162 4V5H163ZM228 4V3H227ZM51 5V4H50ZM59 5H61V4H59ZM197 5H198V3H197ZM200 5V4H199ZM200 5V6H201ZM221 5V4H220ZM14 6H16V5H14ZM13 6V7H14ZM62 6V5H61ZM199 6V7H200ZM202 6H201V8L199 9V10H201L202 9ZM244 6V7H243ZM13 7H11L10 6V8H11V10L13 11V13L15 12L14 11V9H12ZM16 7H18V6H16ZM15 7V9L16 10H18V9H24V8H16ZM19 7H21V6H19ZM34 7H36L35 6V4H34ZM33 7V10L35 9ZM50 8H51V6H49ZM64 7V9H65V11L66 12H63V14H65V13H72L73 11H74V9H75V5L74 4H67V5H65V6H63ZM143 7L144 6H142L141 8H142V10H143ZM205 7V8H204ZM244 9H243V8ZM37 8V7H36ZM146 8V7H145ZM144 8V9H145ZM240 8H242V9H240ZM25 9H28L27 7L25 8ZM39 10H35V11H37V14L40 12V8H38ZM43 9V8H42ZM160 9V10H159ZM183 9V8H182ZM192 9V10H193ZM4 10H6V12H8V10L7 9H4ZM60 10V9H59ZM62 10V9H61ZM226 10V11H227ZM2 10H0V13H3V12H1ZM21 11H23V10H21ZM26 11V10H25ZM31 11H32V9H31ZM39 11V12H38ZM42 11V10H41ZM148 11V9L146 10V12ZM164 13V14H162V12ZM182 11H184V9L182 10ZM5 12V11H4ZM11 12V11H10ZM24 12V11H23ZM33 12V11H32ZM48 12V11H47ZM156 12V11H155ZM181 12V11H180ZM185 13H184V15H182V13L183 12H181V15L182 16H184L185 17V14H186V12H187V10L186 11H184ZM193 11H191V7H190V12H187V13H189V15L190 16H192V13ZM214 12V13H213ZM218 12V11H217ZM18 13V14H17ZM17 13H15V15H16V17H12L13 19H15V21L17 22V20H16V18H21V16H23V15H21V13L22 12H20V10H18L17 11ZM30 13V12H29ZM36 13V12H35ZM68 13V14H69ZM70 13V14H71ZM97 13V12H96ZM148 13V12H147ZM150 13V12H149ZM4 14V13H3ZM6 15L8 14V13H5ZM4 14V15H5ZM10 15H8V19H10V20H13L12 18H10L9 16H12L13 14L12 13H9ZM23 14V13H22ZM27 14H28V12H27ZM36 14V15H37ZM41 14L43 15V13L41 12ZM40 14V15H41ZM50 14V13H49ZM60 14H62V13H60ZM59 14V15H60ZM73 14V13H72ZM154 14H157V12L156 13H154ZM214 14V15H213ZM222 14H224L225 16H226V14H228L229 16H231V17H233V19L235 18V20H231V22H232V24H233V26H232V24H231V26H228V27H232L234 30H235V28L237 27V29H241L242 27H241V25L242 26H245L244 27V30H242L241 29V31L240 30H237L236 29V31H234V30H229V29H224V30H222L221 29V27H223L222 25H224V24H222V23H224L225 22V20H221V17H222V19L224 18V19H228V18H225L224 17V15H222ZM5 15V16H6ZM19 15H21V16H19ZM29 15V14H28ZM28 15H26V16H28ZM31 15V14H30ZM30 15H29V20H30ZM33 15V17H34V19H32L31 21H34V22H38V24H36V26L37 25H40V26H37V28H35L34 30H36V29H38V28H40L43 24H45V22H46V20L47 19H45L46 17H45V15H43L41 18H42V21H41V18H37V19H40V21H38L36 18H35V14L33 13L32 14ZM39 15V14H38ZM103 15V14H102ZM101 15V16H102ZM147 15V14H146ZM145 15V16H146ZM149 15V14H148ZM152 15V14H151ZM150 15V16H151ZM227 15V16H228ZM3 16V15H2ZM4 16V17H5ZM14 16V15H13ZM18 16V17H17ZM63 16V15H62ZM67 16V15H66ZM66 16H65V18H66ZM100 16V15H99ZM128 16V15H127ZM170 16H171V14H170ZM174 18H178V16L177 15H172ZM171 16V17H172ZM182 16H179L180 17V19L182 18ZM194 16H195V14H194ZM215 16V17H214ZM218 16V17H217ZM226 16V17H227ZM23 17H25V16H23ZM32 17V18H33ZM37 17V16H36ZM40 17V16H39ZM43 17H45L44 18V20H43ZM85 17V16H84ZM103 17H105V16H103ZM102 17V18H103ZM156 17V16H155ZM166 17V18H167ZM183 17V18H184ZM2 18V17H1ZM1 18H0V21H1ZM19 18V19H20ZM50 18H52V16L50 17ZM73 18V17H72ZM106 18V17H105ZM130 18V17H129ZM149 18V20H152L153 18H152V16L151 17H148ZM148 18H147V21H148V23H149V20H148ZM152 18V19H151ZM170 18V17H169ZM230 18V17H229ZM236 18H238V19H236ZM6 19H7V17H6ZM18 19V20H19ZM24 19H26L27 20V18H24ZM35 19H36V21H35ZM53 19V18H52ZM58 19H59V17H58ZM57 19V20H58ZM69 19V18H68ZM85 19V18H84ZM168 19V18H167ZM179 19V18H178ZM186 19V18H185ZM231 19V18H230ZM240 19H242V20H244V21H246L247 22V24H252L251 25V27H249L248 28V26H246V24L245 25H243L242 23H243V21L242 20H240ZM2 20H3V18H2ZM60 20V19H59ZM83 20V19H82ZM102 20V19H101ZM100 20V21H101ZM218 20V19H217ZM237 20V21H236ZM239 20V21H238ZM4 21V20H3ZM22 21H23V18H22ZM28 21V20H27ZM50 21V20H49ZM56 21V20H55ZM65 21H68V20H65ZM69 21H73V20H71V19H69ZM130 21V20H129ZM153 21V20H152ZM151 21V22H152ZM154 21H156L155 19H154ZM154 21H153V23H154ZM163 21V20H162ZM180 21H182V20H180ZM185 21V20H184ZM193 21V20H192ZM224 21V22H223ZM228 21V20H227ZM234 21H236V22H238V23H240V21H241V25L240 24H238V25H236L235 24V26H234ZM20 22H21V20H20ZM24 22V21H23ZM51 22V21H50ZM49 22V24H51ZM59 22H61V20L60 21H58V23ZM164 22V21H163ZM186 22H189V21H186ZM194 22V21H193ZM195 22H196V20H195ZM235 22V23H236ZM9 23L11 24V22H9L8 21V23H7V21L6 22H0V34L1 35H6V38L9 36L10 38V40H6V38L4 39L2 36H0V39H1V37L3 38V39H1V43H3L5 40H6V42H4L3 43V45L0 47V56H2V58H8V65H7V67H5V68H3V69H1L0 70V99H1V97H3V99H4V101H5V103H4V105H3V107L2 108H0V172H1V174H3V175H5L6 174V170H11V168H9V167H6L7 169L6 170H4V169H2V168H4L5 166H8V165H5V163L6 162H8V164H9V161H11L12 162V165H13V163H15L14 161H20V160H23L24 158H25V151L26 150H28V149H32V150H34L35 151V155L34 156H38L37 155V153L38 152H42V151H44L45 149H46V151L48 150V149H50V148H56V147H58L59 145H61V146H64L65 147V151H66V154H65V156L67 155L68 156V158H66V159H72L73 158V156H71V154H72V143H73V141L75 142V141H78L77 139H78V136H79V134H80V132H81V130H82V128H84V127H86L87 125H90V124H92L93 125V122L95 121V119H96V117H98L97 115H99L100 113V110H101V101L98 103L97 101H99L98 100V96H101L102 97V94L101 95H99V93H101L102 92V90L101 89H98V88H96L95 86H92V84L93 83H90V82H93V77L92 76H90V77H92L91 79V81H88L87 83L84 81V83H86V84H83L82 83V85H85V87H83L82 85H80V86H82L83 88L81 89H79V90H81V92H79V94H78V92H74V93H77V97H78V95L80 96L81 94L83 95V99H82V102L80 103H78V104H80V105H78V107L77 106H73L74 104H71L70 102H68V98H70L71 97V95H70V97L68 96L72 91H75V90H73V88H74V85H75V82L74 81H72V83H71V80H70V75L68 76L67 74L68 73H66V70L65 69H63V68H65L63 65H61L62 63H64V62H61V60H62V58L60 57V63H59V65H61V67L59 66V65H57V64H54L53 62H56L57 63V58H58V56L57 55H59V54H61L62 53V55H63V57L65 56V59H66V57H67V54H66V50H67V48L66 47H64V48H62L61 46L63 45L64 46V44H66L64 41L63 42H61L62 41V39H63V37L64 38H67L68 37V34H66L67 32V30H65V33L64 34H66L67 35V37H65V36H60V34H59V36L60 37H62V39H61V41H59L60 39H56L57 41H59L60 43H57V44H59V47H60V49H58L57 47H58V45H54V42H53V39H52V37L49 39V36H47L48 37V39H46L45 41H44V43H43V41H40L41 43H43V44H41V46H40V44L39 45H37V46H40V49L38 48V52H39V57L37 56V58H39L37 61H35V63H34V68H33V71H32V73H33V75L32 76H34V77H32L31 76V78L33 79H31L30 78V76L29 75H31L30 73H29V78H30V80H29V78L28 79H26V91H27V88L28 89H30L31 91H32V94L31 95H29L28 97H26V98H24L23 100H20V99H17V97H14V95L12 94V89L10 90L9 88H8V86H7V82L9 81V80H13V79H11V75H10V73H9V71H11V72H13L14 74H15V72H16V70H10V68H12L13 66H11V65H16V63L17 62H19V61H17L18 60V58H19V53L20 52H25L24 53V55H26V50H25V41L27 42V41H29L30 39L28 38V35H27V37L25 38V37H22L23 39L25 38V41L23 42V39L22 38H19V35L17 34V32L15 33V30L14 31H12V28H11V26L9 25ZM15 23V22H14ZM13 23V24H14ZM27 23V22H26ZM48 23V22H47ZM46 23V24H47ZM57 23V24H58ZM67 23V22H66ZM66 23L65 22H62V25L64 24V26L66 25ZM70 23V22H69ZM148 23H147V25H148ZM162 23V22H161ZM184 23V22H183ZM190 23V22H189ZM216 23V25H214ZM226 23V22H225ZM230 22H228L227 23V25H230L229 24ZM19 24V23H18ZM17 24V25H18ZM24 24V23H23ZM22 24V25H23ZM29 24H31V22L29 23ZM49 24H47V25H49ZM52 24H53V22H52ZM120 24H122V23H120ZM150 24V23H149ZM154 24H156L157 26H158V24L157 23H154ZM26 25V24H25ZM24 25V26H25ZM32 25V24H31ZM53 25H56V24H53ZM61 24H59L58 26L60 27V26H62ZM70 25H72L71 27H73L75 24H74V21H73V24H69V27H70ZM151 25H153V24H151ZM163 25H165V23H163L162 24V26ZM167 25V24H166ZM219 25H220V29H217L218 27H219ZM226 25V24H225ZM224 25V26H225ZM227 25H226V27H224V28H227ZM33 26H35L34 25V23H33ZM45 26V25H44ZM57 26V27H58ZM68 26V24L65 26V27H67ZM102 26V25H101ZM112 26H114V24L112 25ZM149 26V25H148ZM155 26V25H154ZM161 26V27H162ZM216 26V27H215ZM240 26V27H239ZM27 27H31L32 28V26H28L27 25ZM43 27V26H42ZM41 27V28H42ZM47 26H45V29H48V28H46ZM51 27V26H50ZM53 27H55V26H53ZM53 27H51V28H53ZM57 27L55 28L56 30H58L57 29ZM68 27V28H69ZM70 27V28H71ZM105 27V26H104ZM235 27V28H234ZM44 28V27H43ZM62 28H63V26H62ZM62 28H60V29H62ZM109 28V27H108ZM149 28V27H148ZM150 28H152V27H150ZM149 28V29H150ZM158 28H160L159 26H158ZM168 28V27H167ZM72 29V28H71ZM104 29H106L107 30V28L105 27ZM149 29H147V30H149ZM246 29V30H245ZM25 30V29H24ZM24 30H22V31H24ZM28 30H31L30 28L28 29ZM34 30H31L30 32H32V31H34ZM39 31H40V29H38ZM42 30H44V29H42ZM54 30V29H53ZM63 30V29H62ZM61 30V31H62ZM63 30V31H64ZM112 30V29H111ZM109 31V32H114V30L113 31ZM146 29H144V32H146L145 31ZM154 29L152 28L151 29V33L149 32V34H151V35H153L154 34V32L157 30V28L155 29V31H153ZM163 30V29H162ZM170 30V29H169ZM168 29H167V32L169 31ZM173 30V29H172ZM37 31V30H36ZM35 31V32H36ZM50 31V30H49ZM59 31V30H58ZM99 31H101V32H103L102 30H100L99 29ZM99 31H98V33L97 34H99ZM136 31V30H135ZM134 31V32H135ZM165 28H164V31H162V33H159L158 32V36L161 38V36L163 35V34H165ZM14 32V33H13ZM26 32H27V30H26ZM44 32V31H43ZM43 32H42V34H43ZM54 32V31H53ZM56 32V31H55ZM55 32L54 33H52V34H55ZM60 32V31H59ZM69 32V31H68ZM74 32H76V31H74ZM82 32V31H81ZM85 32H87V31H85ZM105 33H106V37H108V30H107V32L106 31H104ZM134 32H133V34H134ZM144 32H142V33H144ZM161 32V31H160ZM164 32V33H163ZM166 32V33H167ZM178 32V31H177ZM25 33V32H24ZM23 33V34H24ZM33 34H34V32H32ZM37 33V32H36ZM45 33H47V32H45ZM48 33H50V32H48ZM78 33H80V30H79V32ZM77 32L75 33V34H73V35H75V36H77V34H78ZM115 33V32H114ZM137 33H139V32H137ZM153 33V34H152ZM155 33H157V31L155 32ZM13 34H17V35H15V38H16V36H17V38L16 39H14V37H13ZM20 34V33H19ZM41 34V32L38 34V36ZM51 34V35H52ZM57 34H58V32H57ZM57 34H55V36L57 35ZM61 34H62V32H61ZM69 34H70V32H69ZM83 35H84V32L82 33ZM81 34V35H82ZM85 34H87V33H85ZM103 34V33H102ZM111 34V33H110ZM132 34V35H133ZM135 34H136V32H135ZM145 34H147V36H144L145 38L147 37H153V36H148V33H145ZM162 34V35H161ZM171 34V33H170ZM173 34H174V32H173ZM3 35V36H4ZM63 35V34H62ZM79 35V34H78ZM88 35V34H87ZM144 34H142V36H143ZM157 35H156V41H157ZM161 35V36H160ZM43 36H45L44 34H43ZM58 36V37H59ZM80 36V35H79ZM78 36V37H79ZM85 36V40H83V38H81V36H80V38L79 39H77L76 37H74V39L77 41V42H79V40H81V42H83V41H87V39H89V37H87L86 35H84ZM89 36V35H88ZM98 36V35H97ZM103 36L105 37V35L103 34ZM136 36V35H135ZM21 37V36H20ZM30 38L32 37L31 35L29 36ZM70 37V36H69ZM68 37V39H70ZM72 37V36H71ZM100 37V36H99ZM155 37V36H154ZM29 40H28V39ZM40 38V37H39ZM45 38V37H44ZM144 38V39H145ZM211 38V39H212ZM8 39V38H7ZM27 39V40H26ZM41 39V38H40ZM95 39V38H94ZM132 39H133V36H132ZM164 38H161V40H163ZM211 39H210V41H211ZM218 39H219V37H218ZM225 39V38H224ZM83 40V41H82ZM93 40V39H92ZM96 40H98V37H96ZM131 40V39H130ZM141 40V39H140ZM152 40V39H151ZM150 40V41H151ZM160 40V41H161ZM231 40V41H232ZM56 41V42H57ZM67 41V40H66ZM99 41V40H98ZM131 41H133L134 42V44H135V41H137V43L135 44V50L136 51H141V50H143V48L141 49V50H138V49H140V44H139V42H138V40H131ZM142 42H140V43H143V40H141ZM147 41H148V39H147ZM149 41V42H150ZM153 41V40H152ZM160 41H158V43H160L162 46H164L163 45V43L165 44V46H166V43L165 42H163L162 41V43L160 42ZM180 40H178L177 41V43L179 42ZM225 41V40H224ZM224 42V43H228V42H230V40L228 41V42ZM29 42H32V41H29ZM68 42V41H67ZM71 42V41H70ZM74 42V41H73ZM77 42H76V44H77ZM80 42V43H81ZM88 42H90V39H89V41ZM88 42H86V43H88ZM126 42V41H125ZM130 42V41H129ZM128 42V43H129ZM154 42V41H153ZM23 43H25V44H23ZM62 43H64V44H62ZM72 43V42H71ZM90 43H93V46H96L99 42H96L95 43V41L94 42H90ZM109 43V42H108ZM127 43V42H126ZM125 43V44H126ZM148 42H146V44H147ZM151 43V42H150ZM157 43V44H158ZM168 43V42H167ZM231 43V42H230ZM60 44H62V45H60ZM74 44V43H73ZM130 44V43H129ZM129 44H128V46H129ZM27 45H28V43H27ZM68 45V44H67ZM67 45H65V46H67ZM77 45H79V44H77ZM108 45V44H107ZM132 45V44H131ZM130 45V46H131ZM148 45H150L149 43H148ZM155 49H156V42H155ZM158 46V47H160L161 48V50H162V46ZM168 45V44H167ZM222 45V44H221ZM227 45V44H226ZM37 46H36V48H37ZM98 46V45H97ZM103 46H105L104 45V43H103ZM134 45H132V47H133ZM141 46H142V44H141ZM146 45H144V46H142V47H144V48H147V47H145ZM224 46H225V44H224ZM228 46H230V49H231V47H232V50H237V52L239 51L237 48H239L238 46H237V48L235 47V48H233L234 46H236V45H233L232 46V44H229L228 43ZM240 46H242V44L240 45ZM28 47V46H27ZM75 47H77V46H75ZM124 47V44H123V46L121 47V49ZM132 47H129L130 49L132 48ZM153 47V48H152ZM167 47V49H168V46H166ZM217 47H219V46H217ZM58 50H57V49ZM125 48V47H124ZM123 48V49H124ZM127 48V47H126ZM126 48H125V50H126ZM134 48V47H133ZM151 48L152 49H154V46H153V44H152V46L150 45V50H151ZM30 49V46H29V48L27 49V50H29ZM73 50H74V48H72ZM87 49H89V48H87ZM159 49V48H158ZM164 49V48H163ZM179 49H180V47H179ZM213 49V48H212ZM216 49V45H215V48H214V50ZM25 50V51H24ZM35 50H37V49H35ZM93 51H94V49H92ZM91 49H90V51H92ZM134 50V49H133ZM132 49H131V51L132 52H130V53H133L134 51H133ZM145 50V49H144ZM157 50V49H156ZM155 50V51H156ZM213 50V51H214ZM231 50V52H233ZM240 50V51H241ZM123 52H125L124 50H122ZM130 51V50H129ZM129 51L127 50V52L129 53ZM146 51V52H145ZM145 51H143L144 53H147V51H149L148 50V48H147V50H145ZM170 51V50H169ZM173 52H174V50H172ZM259 51V50H258ZM29 52V51H28ZM28 52H27V54H28ZM74 52H77V51H74ZM82 52V51H81ZM83 52H85L84 50H83ZM87 52H88V50H87ZM118 52H120L121 54L120 55H122V53L123 52H121V51H118ZM143 52H141L142 54H143V56L144 55H147L146 56V58H145V56L143 57V56H141L142 58H145L144 60H142V62L140 63L139 61H137V62H139V64L140 65H136V71L132 74V76L128 79L130 82L129 83H131L130 84V86H128V87H132V86H134L135 84L134 83H136V81L139 79L140 80V77L142 76V71H140V69H142L141 67H145V66H143V65H147V66H149V67H155L156 68V70L158 69V67H160V64H162L161 63V61H162V59L164 58V56H165V54L164 55H162L164 52L163 51H161L160 52V49H159V54L158 55H153V56H148V54H149V52H148V54H144ZM152 52V51H151ZM156 52H158V51H156ZM156 52H154L153 54H156ZM235 52V51H234ZM65 55H64V54ZM69 53V52H68ZM89 53V52H88ZM91 53V52H90ZM95 53H97V52H95ZM126 53V52H125ZM124 53V54H125ZM127 53V54H128ZM140 53V55H142ZM170 53V52H169ZM177 53V51H176V54H178ZM210 53V52H209ZM212 53V52H211ZM210 53V54H211ZM241 53V52H240ZM240 53H239V56H240ZM243 53V52H242ZM241 53V54H242ZM244 53V54H245ZM123 54V55H124ZM126 54V55H127ZM135 54V53H134ZM174 54V53H173ZM172 54V55H173ZM214 54V53H213ZM263 54V53H262ZM21 55V54H20ZM23 55V54H22ZM72 55H73V52H72ZM77 55V54H76ZM78 55H80V53L78 54ZM131 55V54H130ZM129 54H128V56H127V59L129 60V56H130ZM138 55V57H139V53H136V56ZM28 57H29V55H27ZM31 56V55H30ZM33 56V55H32ZM35 56V55H34ZM83 56V55H82ZM81 56V58H84V57H82ZM167 56H168V53H167ZM173 56H177V55H173ZM172 56V57H173ZM215 56V55H214ZM242 56H243V54H242ZM244 56V57H245ZM248 56V57H247ZM55 57H57L56 58V60H54L55 59ZM88 57V56H87ZM90 57H92V56H90ZM108 57V56H107ZM126 57V56H125ZM131 57V56H130ZM169 57V56H168ZM252 57V58H251ZM1 58V59H2ZM27 58V57H26ZM26 58H24V59H26ZM34 58H36V57H34ZM70 58V57H69ZM68 58V59H69ZM72 58H73V56H72ZM89 58V57H88ZM132 58H134V56L132 57ZM167 58V57H166ZM165 58V59H166ZM178 58H176L177 60H178ZM20 59V58H19ZM21 59H23L22 57H21ZM65 59H63V60H65ZM85 59V60H84ZM84 59H80V63L81 64H83L84 63V67L86 68V69H84V67H83V69H84V71L86 72V74L88 73V75H89V73H91V74H93L92 72V67L94 66V62H91L93 59H91V61H89V59H87V58H84ZM126 59V60H127ZM137 59H139L140 60V57L139 58H137ZM165 59H163V60H165ZM170 59H171V56H170V58L168 59L169 61H170ZM173 59V58H172ZM243 59V60H244ZM253 59H252V61H253ZM3 60V59H2ZM2 60H0V61H2ZM74 60H77L76 58H74V59H71V61H74ZM78 60H79V58H78ZM77 60V61H78ZM82 60H84L83 61V63L81 62ZM131 60H136V59H131ZM196 60V59H195ZM194 60V61H195ZM200 60V59H199ZM207 60V59H206ZM214 60H216L215 59V57H214ZM242 60V61H243ZM244 60V61H245ZM24 61V60H23ZM22 61V62H23ZM66 61V60H65ZM74 62V63H79V62ZM166 61V60H165ZM168 61V62H169ZM197 61H198V59H197ZM196 61V62H197ZM251 61V62H252ZM91 62V63H90ZM178 62H179V60H178ZM178 62H176V63H178ZM217 62V61H216ZM215 62V63H216ZM240 62V61H239ZM238 62V63H239ZM262 62V60L260 61V63ZM20 63V62H19ZM74 63L73 64H71V63H69V65H74ZM92 63H93V65H92ZM125 63H126V61H125ZM131 63V62H130ZM134 63V62H133ZM163 63H164V61H163ZM172 63H174V62H171V65L173 66V64ZM176 63H175V67H177L178 66V64H177V66H176ZM195 63V62H194ZM193 63V64H194ZM237 63V64H238ZM241 63H243V62H240L238 65H242ZM30 64V63H29ZM32 64V63H31ZM52 64H54L55 65V67H54V65L52 66ZM127 64V63H126ZM138 64V63H137ZM263 64H264V61H263V63H262V69H260V70H263V68H264V66H263ZM1 65V64H0ZM4 65H5V63H4ZM64 65H67L66 64V62H65V64ZM68 65V66H69ZM164 65V64H163ZM168 63H167V66L165 65V67L167 68L168 67ZM182 65V64H181ZM200 65V64H199ZM217 65V64H216ZM238 65H236V66H238ZM26 66V65H25ZM24 66V67H25ZM30 66V65H29ZM134 67H135V65H133ZM162 66V65H161ZM171 66V67H172ZM180 66V65H179ZM190 66V69L188 70V67ZM235 66V69H236V71L237 70H239V69H241L242 67H240V68H238V67H236ZM243 66V65H242ZM261 66V65H260ZM15 67V66H14ZM67 67V66H66ZM73 69H72V68ZM70 68L72 69V70H69L68 68V72H69V74H71L70 73V71H74V68H75V71H76V69H79V67H78V65L77 66H71ZM76 67H78V68H76ZM148 67V68H149ZM163 67V66H162ZM169 67H170V65H169ZM168 67V68H169ZM171 67L169 68V69H171ZM216 67V66H215ZM130 68V67H129ZM147 68V67H146ZM146 68H144V69H146ZM164 68V67H163ZM166 68H164V69H166ZM167 68V69H168ZM195 67H193V69H194ZM17 69V68H16ZM21 69V68H20ZM23 69V68H22ZM21 69V70H22ZM143 69V70H144ZM149 69H151V68H149ZM148 69V70H149ZM161 70H163L164 71V69H162V68H160ZM25 70V69H24ZM129 70V69H128ZM155 70V69H154ZM154 71L155 73L157 72V71ZM160 70V72H163V71H161ZM173 70V72L175 71L174 69H171V70H169L170 71V74L171 75H173L172 74V71ZM201 70V69H200ZM18 71V70H17ZM23 71V70H22ZM28 71V70H27ZM26 71V72H27ZM78 72L80 71V69L79 70H77ZM76 71V72H77ZM132 71V70H131ZM130 71V72H131ZM145 71V73L146 74H149V75H151L150 73H147V70H144ZM144 71H143V73H144ZM150 71H152V70H150ZM159 71V70H158ZM166 71V70H165ZM165 71H164V73H165ZM168 71V70H167ZM177 71H179L178 69H177ZM177 71H175V72H177ZM235 71V72H236ZM51 72H53V74L51 73ZM209 72V71H208ZM260 72V71H259ZM17 73H19V72H17ZM21 73V72H20ZM24 73V72H23ZM81 73V72H80ZM153 73V72H152ZM157 73H159V72H157ZM167 74H169V72H166ZM165 73V74H166ZM178 73V72H177ZM27 74H28V72H27ZM73 74L75 75V76H73ZM77 74H79V73H77ZM84 74V73H83ZM83 74H81V76H83ZM166 74V75H167ZM176 74V73H175ZM179 74V73H178ZM208 74H210V72L208 73ZM259 74H264V71H262V72H260ZM16 75V74H15ZM15 75H14V77H15ZM74 78L76 77V74L75 73H72L71 74ZM94 75H95V71H94ZM130 75V74H129ZM144 75V74H143ZM149 75L148 76H146V75H144V80H146L145 78H147V77H149ZM17 76L18 77H20V80H16L17 82H19V81H21L22 79H23V81L25 82V80H24V74H22V76H23V78H22V76H21V74H17ZM126 76V75H125ZM174 76H176V81H178L177 80V76L178 75H174ZM184 76V77H183ZM201 76V77H202ZM122 79L123 78H125L124 76L122 77V76H120ZM166 77H168L169 79L171 78V77H169V76H166ZM259 77H261V76H259ZM81 78V77H80ZM172 78H175V77H172ZM171 78V79H172ZM29 82H28V81ZM85 80H86V78H85ZM90 80V79H89ZM124 80V79H123ZM141 80H142V78H141ZM140 80V81H141ZM147 80H148V78H147ZM174 79H172V81H173ZM257 81H258V79H256ZM262 80H264V78L262 77ZM15 81V82H16ZM23 81H21V82H23ZM174 82L175 84L177 83V82ZM181 81V80H180ZM207 81V80H206ZM256 81V82H257ZM260 81H261V78H260ZM13 82H14V80H13ZM12 82V83H13ZM116 82V81H115ZM126 82L127 81H125V86H126ZM139 81H137V83H138ZM143 82V81H142ZM147 82V81H146ZM171 82V81H170ZM263 82V81H262ZM11 83V82H10ZM128 83V82H127ZM136 83V84H137ZM145 82H143V84H144ZM181 83H182V81H181ZM208 83V82H207ZM21 83L19 82V87L21 86L20 85ZM24 84V83H23ZM132 84H134V85H132ZM139 84H140V82H139ZM142 84V83H141ZM182 85V86H184L183 84H180L179 82L177 83V85ZM202 84H203V82H202ZM201 84V85H202ZM256 84V83H255ZM259 84H260V82H259ZM16 86H15V88L16 87H18V85L17 84H15ZM123 85V84H122ZM132 85V86H131ZM145 85H147V83H145ZM137 86V85H136ZM138 86H140V85H138ZM137 86V87H138ZM142 87L141 88H143L144 86L143 85H141ZM209 86V85H208ZM22 87V86H21ZM77 87V86H76ZM128 87L126 86V89H128ZM201 87V86H200ZM133 89H134V87H132ZM139 88V87H138ZM22 89V88H21ZM78 89V88H77ZM140 89V88H139ZM148 89V88H147ZM197 89V88H196ZM198 89H200V88H198ZM134 90H136V88L134 89ZM141 90V89H140ZM142 90H145V88L144 89H142ZM23 91V90H22ZM25 91V90H24ZM25 91V92H26ZM137 91V90H136ZM141 92V91H140ZM194 92H195V90H194ZM73 93V94H74ZM133 93H134V97H132L133 95L130 93L128 96L129 97H131V99L129 98V104L127 103V105H129V107L131 106V103H136V102H139V101H142L143 102V100H144V102H143V104L145 103V105L144 106H141V105H143L142 104V102H139L138 104H140V107H142V109H140L139 107L137 108V110H138V113H140V114H138L137 113V115H136V108H135V111H134V109H133V111L135 112V114H133L132 112H131V114L132 115H136V116H138V117H135V119L133 118V121L130 123L129 121H128V119H129V116L131 115H129V116H127V121H128V123H126L127 125H122V124H125L124 122H126V120H125V116L126 115H128V113H126V115L123 113V111L124 112H127V111H125V110H123V108L122 109H120L119 108V111L118 112H120L121 110H123L121 113L124 115L123 116V118H124V120H123V118H122V124L121 123H117L116 122V125H114L113 126V128H111V129H109L108 128V130H110L111 131V133L108 135V133L110 132H106V131H104L105 132V134L107 133V137H106V135H104L103 134V136L104 137H106V138H104L103 137V140H102V137H100V142H101V140H102V146H101V144H99L101 147L99 148V147H97V149H95L94 147L95 146H97V145H95L94 147H92V148H94L93 149V155L92 156H90V157H88L89 158V160H87L86 159V163H90V164H88L89 165V167L86 165V163H81V165H79V167H81V166H83L84 164L86 165V167H88L87 169H86V167H83L84 169H86L85 171H84V169H83V172L84 173H82V170L81 169H79V170H81V173H82V175H81V179H80V181L78 180V176H75V173H73V174H69V173H67L66 174V176H61V175H51L49 172V169H48V167H46L47 166V164H46V166H43V164L42 163H40V160L38 161L37 159H36V161H33V160H29V161H25V162H22V163H20L19 164V162L17 163V164H19V166H20V168H21V174H20V181L18 182L20 185H17V188L15 189L14 188V196L16 195V197H14V198H16L17 200L16 201H18V198L17 197H19V198H21V201H22V203H23V201L25 200V199H28V197L30 196V194L31 193H34V192H41V191H43L44 189H46V187H49V186H47L48 184H53L54 185V183L56 184L57 182H62L63 180L65 181V182H67V181H69V180H73V176L75 177V178H77L76 179V181L77 182H79L78 184H76L75 186H74V188L72 189V188H69V190H71L69 193H68V195L67 194H65V196H67L66 197V199H64V200H61L60 201V198H59V201L57 202L56 200H58V199H53L55 202H48V200H47V198L48 197H53L54 195H56V194H52V193H50L51 195H49V194H47V193H45L44 194V196L43 197H45V195H46V197H45V199L47 200H45L42 196L39 198V200L41 199V198H43L42 200H44L45 201V203H43L42 205H41V207H40V209L42 208V210L44 211L45 209H47V213L46 214H44V215H41L39 212H38V214H40L41 216L39 217V216H37L38 218H36L37 219V221L35 222V223H33V224H31V226H28V227H26L27 229H25L24 231H21L20 230V221H19V217L15 214L16 213V211H17V214H18V212H21L22 213V210H23V213H24V210H26L25 208H24V206H23V208L24 209H22V206H21V209L19 208V206H18V209L17 210H15L13 213L14 214H12V215H15V216H13V219H12V221L10 222V220H9V224H8V226L6 227L7 228V230H5V234L7 233V235H8V239L7 238H4L5 239V241H3L4 242V244H2L3 246L2 247H0V256H1V258L0 259H4L3 261H5L4 262V264H64V262H61L62 261V257H64L65 258V256H62L61 257V255H59V253L61 252V253H63L62 251H64L65 250V248H66V250L68 251V246H69V241H70V239L71 238H74L73 236L75 235V232H74V230L72 231L71 230V228L73 229V225L74 224H77V223H74V220H76V218H77V220H78V217L81 215V214H85V212H88V206H90L91 207V205H89V203H87V201H89V200H91V199H88V197H90L91 196V198H94V203H93V209H94V207L95 208H97L98 207V209H100V208H102L104 205H109L108 203H110V206H106L107 207V211L105 210V212H108L109 211V208L108 207H111V203H112V201H114V199H115V197L117 198V194H118V192L119 191H124L125 192V190H127L126 188L128 187V188H133L134 187V181L138 178H140V176L142 175V174H144L145 172H147V173H149V172H151V175L152 174H154L156 171H158L157 169H159V167L160 166H162L163 164H164V166H163V169H165L164 167H167L166 165H169L168 163L166 164V162L168 161V162H170L171 163V158H175L177 155H178V153L179 152H181L180 150H183L186 146H187V144H186V146H185V140H184V138H182L181 139V141L183 140L184 142H180V141H174L175 140V138H173L172 140H173V142H175V143H173L172 141L171 142H169L168 140H171L170 138H168V139H163V137H164V135L166 134L167 136H165L166 138L167 137H169V135H168V133H169V131L170 130H174V129H176V130H178V128H180V126H184V124H188V123H186L187 121H185V123H183L184 122V120H186L185 118H187L188 117V115H191L192 117H194V115L196 114V113H201L202 112V110H204V106H202V107H200L201 105H197L198 107H200V108H196V107H194L193 109H195V110H186L185 111V109H183L182 108V101L183 100H185L184 98H179V96L177 97L176 96V98H175V95L176 94H173L174 96V98H169V99H167L168 101H167V106H169V108L167 109L166 108V105L164 106L165 107V109H167V110H165L164 109V107H163V105H162V103H158V105L159 104H161L160 105V107H158L159 108V110H156V109H158L156 106V109H155V107H154V105L153 104H157L156 102H154V100H148V101H150L149 103L150 104H146V101H147V97L149 96V95H147V97H145V94H143V93H145L144 91L142 92V93H137V94H135V91H133ZM191 93H193V91H191ZM72 94V97L73 96H76V94L75 95H73ZM108 94V93H107ZM106 94V95H107ZM115 94V93H114ZM171 94V93H170ZM170 94H168V96L170 95ZM195 94V93H194ZM18 95V94H17ZM105 95V96H106ZM130 95H132V96H130ZM158 95L160 96L161 94H159L158 93ZM157 95V96H158ZM172 95V94H171ZM198 95V94H197ZM104 96V95H103ZM128 96L126 97V98H128ZM165 96H167V95H165ZM199 96V95H198ZM260 96V95H259ZM258 96V97H259ZM261 96H263V95H261ZM77 97L75 98L76 100H77ZM110 97V96H109ZM154 97V99L156 100H158V102L160 101V98H155V96H153ZM162 97V96H161ZM164 97V96H163ZM188 97V96H187ZM190 97V96H189ZM188 97V98H189ZM249 97V96H248ZM125 98V99H126ZM133 98V99H132ZM148 98H152L151 96L150 97H148ZM177 98H179V99H177ZM188 98H186V99H188ZM191 98V97H190ZM193 98V97H192ZM71 99V101H73V100H75V99H73V98H70ZM73 99V100H72ZM80 99H81V96H80ZM80 99H79V101H80ZM100 99V98H99ZM153 99V98H152ZM162 99V98H161ZM165 99V98H164ZM163 99V100H164ZM166 99L163 101V103H165L166 104ZM2 100V99H1ZM101 100V99H100ZM107 100V99H106ZM131 100V101H130ZM156 100V101H157ZM192 99H188L187 100V102H189V101H191ZM247 100V99H246ZM258 100H260L259 98H258ZM70 101V100H69ZM78 101V100H77ZM115 101H117V100H115ZM122 101V104L121 105H124V108H127V110H128V107H125V104L126 103H123L124 101L123 100H121ZM127 101V100H126ZM148 101H147V103H148ZM152 101L154 102L153 104H151L152 103ZM162 101V100H161ZM68 102V103H67ZM76 102V101H75ZM106 104L108 103V102H110V101H108V102H106V101H104ZM120 102V101H119ZM118 101L117 102H115L116 104L115 105H113V104H109V105H113V107L114 108H116V106H117V103H119ZM128 102V101H127ZM187 102H185V103H187ZM260 102H262V103H264L263 102V100H261ZM67 103V105H66V108H65V111H62V110H64V108L63 107H65V104ZM69 103L71 104V105H69ZM103 103V102H102ZM61 104V105H60ZM62 104H64L63 106H62ZM77 104V103H76ZM106 104H105V106H104V103L102 104V106L103 107H106ZM184 104V103H183ZM59 105V107H61L62 108V110L60 109V108H57L56 106H58ZM109 105H107V107L109 106ZM121 105H119V106H121ZM135 105V104H134ZM134 105L132 104V107L134 108ZM153 105V106H152ZM157 105V106H158ZM260 105V104H259ZM56 107L55 109H58V110H56V111H58V112H60V110L62 111V112H64V113H62V112H60L61 114H63V117H61V118H59V121L58 122H55L56 124L55 125H53L54 123H51L50 124V120H49V122L47 123V124H49V126H47V127H40L39 128V130H38V132H35V138L34 139H31L30 141H29V139H28V141L27 140H25L24 138H22L21 137V135H20V138H17L16 137V135H13V133H12V135L11 134H9L8 132H6L7 131V129L9 128V126L11 125V124H13V122H16L17 120H19L20 119V117L21 118H25V119H28V122H29V118H31V116L32 117H34V115L36 114V117L38 116V113H39V115H40V117H42V115L43 114H41L40 112H42V113H44V114H46V113H49V115L47 116V118H49V116H52V115H54V114H52V115H50L52 112H56V111H52L51 113H50V111H51V108L52 107ZM70 106H73L74 108H73V110H71L72 112L75 110H78L77 112H75L74 114H72V112H70V110H69V112L71 113V114H67L68 112H66V109H67V107L69 108ZM118 106V107H119ZM137 106V105H136ZM135 106V107H136ZM139 106V105H138ZM162 106V107H161ZM256 106V105H255ZM75 107L76 108H78V109H75ZM106 107V108H107ZM160 108H162V109H160ZM260 108V107H259ZM54 109V110H55ZM70 109V108H69ZM103 109V108H102ZM110 109H112V107L110 108ZM155 109V110H154ZM197 109V110H196ZM114 110V109H113ZM112 110V111H113ZM118 110V109H117ZM165 110V111H164ZM111 111V112H112ZM128 111H130V110H128ZM156 111V112H155ZM66 112V113H65ZM103 112V111H102ZM107 112V111H106ZM196 112V113H195ZM99 113V114H98ZM170 113H172V114H170ZM238 113H239V111H238ZM56 114H58L57 112H56ZM60 114V115H61ZM65 115V116H64ZM54 116H56V115H54ZM102 116V115H101ZM100 116V117H101ZM185 118H184V117ZM187 116V117H186ZM45 117V116H44ZM122 117V115L121 116H119V118H121ZM184 119H183V118ZM190 117V116H189ZM197 117H198V115H197ZM43 118V117H42ZM46 118V117H45ZM55 118V117H54ZM130 118H132V117H130ZM36 119V118H35ZM39 119V118H38ZM37 119V120H38ZM50 119V118H49ZM56 119H58V118H56ZM55 119V120H56ZM103 119H105V118H103ZM238 119V118H237ZM23 120V119H22ZM33 120V119H32ZM97 120V119H96ZM98 120H99V118H98ZM102 119H100V121H101ZM160 120H163L164 121V123L163 124H165V125H162V126H160V129L161 130H167L168 131V133L166 132V131H164L165 132V134H159V131H161V130H159L158 129V133L156 134V132H157V130H156V128H159V125L161 124V122H159ZM188 120H190V119H188ZM20 121V120H19ZM17 122L19 125H20V122ZM27 121V120H26ZM38 121H40V120H38ZM42 121H43V119H42ZM120 121V120H119ZM191 121V120H190ZM34 122V121H33ZM32 122V123H33ZM102 122V121H101ZM166 122V123H165ZM260 124L262 123V122H260V121H258ZM23 123V122H22ZM159 123V124H158ZM181 123H182V125H181ZM189 123H192V122H189ZM233 123H235V122H233ZM35 124V122L32 124V125H34ZM36 124H37V122H36ZM98 124V123H97ZM256 124H257V122H256ZM263 124V123H262ZM31 125V124H30ZM29 124H27V126H30ZM94 125H96V124H94ZM99 125V124H98ZM259 125V124H258ZM14 126V125H13ZM12 126V127H13ZM21 126V125H20ZM97 126V125H96ZM96 126H94L95 128H96ZM112 126V125H111ZM158 126V127H157ZM188 126V125H187ZM190 126H192V125H190ZM240 126V125H239ZM35 127V126H34ZM88 127V126H87ZM93 127V128H94ZM156 127V128H155ZM163 129H162V128ZM11 128V127H10ZM16 128V126H14V129ZM36 128V127H35ZM91 128V127H90ZM152 128L154 129L153 131H152ZM87 129V128H86ZM151 129V132L153 133V132H155L154 133V135L153 136H156V137H158V138H160V140L159 139H157L156 137V139L157 140H155V138L153 137L151 140H152V143L154 142L156 145H154L153 144V149H155L152 153H149L150 151H148V148H150V147H146L145 145L148 143V145L149 144H152L151 143V140H148L146 137H144V134L147 132V131H149ZM192 130V129H191ZM18 131V130H17ZM16 131V133H17V135L19 134L18 132ZM33 131H35V130H33ZM181 131V130H180ZM171 132V131H170ZM177 132V131H176ZM183 132V131H182ZM28 133H29V131H28ZM163 133V132H162ZM173 135H176V134H174L175 133V130H174V133L173 132H171ZM15 134V133H14ZM30 134V133H29ZM32 134V133H31ZM82 134V133H81ZM91 134H92V132H91ZM159 134V135H158ZM179 134V133H178ZM181 134H183V133H181ZM25 135H27L28 136V134H25ZM83 135V134H82ZM81 135V136H82ZM88 135H90V132H89V134ZM161 135H163L162 136V138H161ZM80 136V138H84V136H82L81 137ZM87 136V135H86ZM85 136V137H86ZM100 136H102V135H100ZM178 136V135H177ZM181 136V135H180ZM179 136V137H180ZM188 136V135H187ZM32 137V136H31ZM172 137V136H171ZM178 137V138H179ZM79 138V139H80ZM76 139V140H75ZM163 139V140H162ZM98 140V141H99ZM158 141V142H155V141ZM162 140V141H161ZM165 140H167L168 141V145L169 146H166V147H163V150H160V148H157L158 147V145L160 144L161 145V142H163V141H165ZM80 141V140H79ZM114 142V144L113 145H118L117 146V148H114L113 146H112V144H111V142ZM150 143H149V142ZM160 141V142H159ZM166 141V142H167ZM97 141L95 140V143H96ZM166 142H163V143H166ZM94 143V144H95ZM99 143V142H98ZM157 143H159L158 145H157ZM169 143H171V144H169ZM107 145H109L111 148H112V150L113 151H109L108 153L107 152H104L103 150H104V148L107 146ZM166 145H167V143H166ZM124 146H126L128 149H126ZM144 146H145V150H143V148H144ZM150 146V145H149ZM154 146L157 148V149H159V150H156V148H154ZM183 146H185V147H183ZM123 148V149H121V148ZM160 147V146H159ZM151 148H152V146H151ZM150 148V149H151ZM107 149V151H108V149H109V147L108 148H106ZM115 149H117V150H115ZM128 150V152L126 153V151H124V150ZM149 149V150H150ZM152 149V150H153ZM110 150V149H109ZM116 151V153H114L113 154V157H111L110 159H112L113 160V158L115 157L116 158V155L118 156V155H120L121 154V156L123 155V153L124 154H126L124 157V159L122 160V162L119 164V165H117L116 167H113V168H111L110 169V167H112V166H114V164L112 165V164H110V162H109V160L110 159H108L109 157V155L107 156V157H105V156H102V155H104L103 154V152L104 153H107V154H110V152H115ZM151 150V151H152ZM185 150V149H184ZM148 151V152H147ZM33 152V151H32ZM49 152H50V150H49ZM49 152L47 151L45 154L44 153H40L42 156H44V155H46L47 153L49 154ZM52 152V151H51ZM74 152H76V150L74 151ZM27 153V152H26ZM30 153V152H29ZM29 153H27V154H29ZM92 153V152H91ZM90 153V154H91ZM39 154V155H40ZM58 154V153H57ZM83 154V153H82ZM187 154V153H186ZM185 154V155H186ZM29 155H31V153L29 154ZM28 155V156H29ZM69 155L72 157H69ZM72 155H74V154H72ZM112 155V154H111ZM110 155V156H111ZM41 156V157H42ZM47 156V155H46ZM45 156V157H46ZM56 156V155H55ZM60 156H61V154H60ZM78 156V155H77ZM85 156V155H84ZM84 156H82V157H84ZM121 156H119V158H122ZM181 156V155H180ZM179 156V158H181L182 159V161L184 160V158L182 157V156H184V154H182V156L180 157ZM186 156H188V155H186ZM186 156H184V157H186ZM191 156V155H190ZM75 157V156H74ZM104 157V160H106V159H108V164H110V167H106L108 164H106V163H103V164H105L104 166H101V164H100V162L101 161H103V162H105L104 160H101L102 158ZM23 158V159H22ZM35 158V157H34ZM38 158V157H37ZM40 158V157H39ZM53 158V157H52ZM106 158V159H105ZM114 158V159H115ZM118 158V159H119ZM60 159V158H59ZM64 159V158H63ZM65 159V160H66ZM91 159V160H90ZM190 157L188 158V159H185V161H184V163H185V165L187 164V163H190ZM51 160V159H50ZM62 160V159H61ZM60 160V161H61ZM112 160H110V161H112ZM156 160H159V162H157ZM170 160V161H169ZM173 160V159H172ZM177 160H178V158H177ZM180 160V159H179ZM189 160V162H187V161ZM59 161V160H58ZM87 161H89V162H87ZM121 161V160H120ZM67 161H64V163L63 164H65ZM114 162V160L111 162V163H113ZM117 162H119V160L117 161ZM157 162V163H156ZM165 162V163H164ZM175 162V161H174ZM181 162V161H180ZM114 163H116V159H115V162ZM136 163H138V165L136 164ZM173 163V162H172ZM171 163V164H172ZM175 163H177V162H175ZM175 163H173V164H175ZM182 163V162H181ZM184 163H182V165H181V168H179L180 166H179V164L178 165H176V166H178V168L179 169H182V167L184 168L183 170H185V165H184ZM7 164V163H6ZM17 164H15V165H17ZM62 164V165H63ZM83 164V165H82ZM99 164H100V166L101 167H105V169L104 170H109L110 169V171H109V175H108V173L106 172V174H107V176L105 177V179L103 180L102 179V181H101V183H99V181L101 180L100 178H99V181H96L97 182V186L95 187V189H94V187L93 186H91L93 183L92 182H94L93 181V179L94 178H96V177H94V175H95V173H96V170L98 171H102L103 169L101 168L100 169V166H99ZM102 164V165H103ZM117 164V163H116ZM136 164V165H135ZM158 164H161L160 166H157ZM166 164V165H165ZM170 164V165H171ZM11 165V164H10ZM15 165H13V166H15ZM62 165L60 166V168L62 167ZM112 165V166H111ZM189 165V167H190V164H188ZM188 165H186V169H187V166ZM109 166V165H108ZM50 167V166H49ZM53 167V166H52ZM14 168V167H13ZM19 168V167H18ZM51 168V167H50ZM56 168V167H55ZM169 168V167H168ZM167 168V169H168ZM176 170H178L176 167H174ZM1 169H2V171H5L4 173H2V171H1ZM15 169V168H14ZM52 169V168H51ZM60 170L59 169V167H57L56 168V170ZM20 170V169H19ZM53 170H55V169H53ZM55 170V171H56ZM75 170V169H74ZM77 171L78 173L80 172V171ZM161 170V171H160ZM171 170H173L172 168H171ZM189 170V169H188ZM16 171V170H15ZM54 171V172H55ZM61 171V170H60ZM70 171H71V169H70ZM73 171V170H72ZM163 170H162V168H160L159 169V171L158 172H162ZM174 172L173 173H175L176 171L175 170H173ZM191 171V170H190ZM189 171V172H190ZM18 172V171H17ZM52 172V171H51ZM104 172L105 171H103V174H104ZM153 172V173H152ZM158 172H156V173H158ZM167 172V171H166ZM165 172V173H166ZM189 173L187 170L185 171V173ZM19 173V172H18ZM60 173V172H59ZM72 173V172H71ZM99 173H101V172H99ZM147 173H145V175L146 176H148V175H150V173L147 175ZM168 173H170V172H168ZM168 173H166L167 175H169L167 178H166V176L165 177H163V175H161V174H159V175H161V177L160 176H157L156 174V176L155 175H152V178H154L153 176H155V177H159V179L157 178L155 181H154V179L152 180L155 184L156 183H160L161 181L163 182L165 179H170V180H168V181H166L168 184H169V187L168 186H166L165 185V183H164V185L166 186H162L163 188L165 187V188H167V190H166V192L163 190V188H160L159 186H158V184L155 186V185H153L152 183H150L151 185H147V187L148 186H155L154 188H157V187H159L160 188V190L158 191V189H155V191L157 192V193H155V191H154V193H153V197H151V198H153L157 203H156V205H155V209H166L167 211L168 210H170V211H168V212H170L169 214H171V215H169V214H167V215H169L168 217L169 218H167L166 220H168V219H170V220H168V221H170L169 223H167L170 227H169V229H171L172 227V225H173V228L175 227L174 225L175 224H178L179 225V220H180V217L183 215V207H181V205H178V204H176V205H178V207H175L174 206V204H173V206H171L172 204H170V207H172V208H170V207H167L168 205H169V203L171 202V196L169 195V194H173V193H176L177 192V183H180V182H177V181H180V179L179 180H177L176 179V175L175 174H173L172 173V171H171V174L175 177V178H170V175L171 174H168ZM186 173V174H187ZM55 174V173H54ZM70 175V177H69V175ZM103 174H100V175H103ZM18 175V174H17ZM16 175V176H17ZM68 175V176H67ZM73 175V176H72ZM98 175V174H97ZM99 175V176H100ZM165 175V174H164ZM171 175V176H172ZM2 176V175H1ZM104 176V175H103ZM144 176V175H143ZM71 177H72V179H71ZM100 177H102V176H100ZM17 178V177H16ZM69 178V179H68ZM67 181H66V180ZM98 178H96V180H97ZM95 180V179H94ZM158 180V181H157ZM177 180V181H176ZM76 181H74V182H76ZM138 181V180H137ZM136 181V182H137ZM151 181V182H152ZM169 181H171V182H169ZM16 182H17V180H16ZM15 182V183H16ZM74 182H71V181H69L68 182V184H70V183H73V184H75ZM76 182V183H77ZM133 182V183H132ZM135 182V183H136ZM161 182V183H162ZM14 183V184H15ZM166 183V184H167ZM51 184V185H52ZM67 183H66V185L68 186V187H70L71 186V184L70 185H68ZM72 184V185H73ZM95 184H93V185H95ZM133 184V185H132ZM10 185V184H9ZM50 185V186H51ZM129 185H132L131 187L129 186ZM137 185V184H136ZM162 185V184H161ZM179 185V184H178ZM180 185H181V183H180ZM11 186V185H10ZM14 186V185H13ZM153 186L152 187H150V189H152V190H154V188H153ZM184 186V185H183ZM183 186H181V187H183ZM90 187H93V189L91 188V190H92V192H89V188ZM147 187H145V188H147ZM179 187V189L181 188L180 186H178ZM12 189H13V187H11ZM164 188V189H165ZM184 188V187H183ZM12 189H10L9 191H11L10 192V194L8 193V192H6V191H4V195H7L8 194V196H11V193H12ZM148 189V188H147ZM164 191V193H169L168 194V197L167 196H165L164 195V193H163V191ZM178 189V190H179ZM182 189V188H181ZM180 189V190H181ZM6 190H8V188H6ZM57 190V189H56ZM67 190H68V188H67ZM129 190V189H128ZM127 190V191H128ZM131 190V189H130ZM141 190V189H140ZM142 190H144L143 188H142ZM185 190V189H184ZM183 189L181 190V193H183V191H184ZM3 191V190H2ZM1 191V194L3 193ZM121 191V192H122ZM147 191V190H146ZM48 192H50V191H48ZM140 192V191H139ZM150 193H152L151 191H149ZM188 192V191H187ZM146 193V192H145ZM149 193V194H150ZM163 193V194H162ZM180 193V194H181ZM35 194V193H34ZM37 194V193H36ZM39 194V193H38ZM37 194V195H38ZM59 194V193H58ZM91 194V195H90ZM141 194V193H140ZM139 194V196H146L145 194H143V192H142V194L143 195H140ZM148 194V195H149ZM166 194V195H167ZM177 194V193H176ZM176 194H173L174 196L176 195ZM178 194H179V192H178ZM185 194H187V193H185ZM184 194V196H186V197H188V196H190V195H185ZM36 195V196H37ZM41 195V194H40ZM47 195H49L48 197H47ZM53 195V196H52ZM122 195V194H121ZM172 195V196H173ZM56 196H58V195H56ZM63 196L64 195H60V196H58V197H61V199L63 198ZM118 196H119V194H118ZM137 196V195H136ZM150 196H152L151 194H150ZM170 196V197H169ZM173 196V197H174ZM181 196V195H180ZM180 196H179V199H180ZM183 196V195H182ZM181 196V197H182ZM184 196H183V198L181 199V201H182V203H180V201H179V204H183V199H184ZM5 197V196H4ZM7 197V196H6ZM12 197V196H11ZM148 197V196H147ZM147 197H146V199H147ZM185 197V198H186ZM10 198V197H9ZM22 198L24 199V200H22ZM55 198V197H54ZM149 198V197H148ZM196 198V197H195ZM195 198L194 197H191V200L192 199H194L195 200ZM1 199H3L2 197H1ZM0 199V200H1ZM5 199V198H4ZM52 199V198H51ZM51 199H49L50 201H53V200H51ZM88 199V200H87ZM118 199V198H117ZM137 199H140V197H138ZM144 199V198H143ZM146 199H144L145 201H146ZM176 199V198H175ZM179 199H176L175 201L176 202H178V200ZM7 200H8V198H7ZM20 200V199H19ZM38 200V201H39ZM152 200V199H151ZM151 200H149V201H151ZM172 200H174V198L172 199ZM185 200H187V198L185 199ZM184 200V201H185ZM20 201V202H21ZM115 201H116V199H115ZM136 201H138V200H136ZM141 201V200H140ZM148 201V202H149ZM2 202V201H1ZM0 202V203H1ZM5 202V201H4ZM9 202V201H8ZM13 202V204H14V200L12 201ZM40 202V201H39ZM43 202V201H42ZM174 202V201H173ZM3 203V202H2ZM2 203L0 204V208H1V206L4 208V211L6 210L5 209V207H6V205L4 204V205H2ZM10 203V202H9ZM22 203H20V204H18V205H22ZM28 203V202H27ZM26 203V204H27ZM33 203V202H32ZM36 203V202H35ZM92 203V202H91ZM139 203V202H138ZM172 203V202H171ZM186 203L188 204V203H190V200H189V202H187L186 201ZM6 204H7V202H6ZM25 204V203H24ZM23 204V205H24ZM31 204V203H30ZM29 203H28V207L27 208H29L30 205ZM114 204V203H113ZM185 204V203H184ZM183 204V205H184ZM191 204V203H190ZM37 205H38V203H37ZM130 205V204H129ZM132 205V204H131ZM137 205V204H136ZM136 205H135V207L134 208H132V211H133V209L135 210V208H137L138 209V207H136ZM139 205H141V203H139ZM10 206H13V205H10ZM35 206V205H34ZM134 206V205H133ZM16 207V206H15ZM105 207V206H104ZM103 207V208H104ZM129 207V206H128ZM140 207H142V206H140ZM140 207H139V209H140ZM180 207V208H179ZM3 208H1V209H3ZM7 208V207H6ZM37 208H39V205H38V207H36V209ZM88 208V209H87ZM92 208H90V210H92ZM143 208H145L146 210H147V208L148 207H143ZM142 208V209H143ZM181 208H182V210H181ZM30 209V208H29ZM86 209H87V211H86ZM137 209H136V213H137ZM145 209H144V211H145ZM187 209V208H186ZM148 210H149V208H148ZM148 210H147V212H148ZM152 210H154V209H152ZM152 210H150V211H152ZM165 210V211H166ZM41 211V210H40ZM43 211H41V212H43ZM98 212L97 213H99V210H97ZM140 211H141V209H140ZM139 211V212H140ZM143 211V210H142ZM142 211H141V216H143L142 214H144V215H146L145 214V212H143L142 213ZM165 211H163V212H165ZM166 211V212H167ZM3 212V211H2ZM26 212V211H25ZM29 212H31V211H29ZM28 212V213H29ZM90 212H92V211H90ZM103 212V211H102ZM125 212H127V211H125ZM159 211H157V213H158ZM162 212V211H161ZM166 212H165V214H166ZM182 212V213H181ZM4 213H6L7 214V212H4ZM27 213V212H26ZM93 213V212H92ZM130 213V212H129ZM154 213H156V212H154ZM184 213H186V212H184ZM3 214V213H2ZM5 214V215H6ZM91 213H89V215H90ZM95 214V213H94ZM94 214H91V215H93V216H90L89 217V215H88V218H87V221H89V222H87V225L85 226L84 224H83V229L81 230V232L79 233L80 234V236H81V244L79 245V247L81 246V250L80 251H82V253L79 251V247L74 251V252H76L77 250V252L76 253H78V252H80L82 255H83V250L82 249H84L85 248V246L84 245H86L85 243H84V240L87 238V241L89 242V240H88V238L90 237V234L92 233V232H94L95 231V228L94 227H96V225L97 224H95L96 222L98 223V221H100L101 222V220L99 219L100 217H102L101 215H94ZM100 214H101V211H100ZM122 214H124V212L122 213ZM163 214V213H162ZM164 214V215H165ZM19 215H20V213H19ZM30 215V214H29ZM29 215H26V216H29ZM33 215V214H32ZM36 215V214H35ZM104 215V214H103ZM132 215V214H131ZM134 215H136L135 213H134ZM139 215V214H138ZM150 215V214H149ZM148 215V217H149V219L147 218V216H145L146 217V219H148V221L149 222H145V217H143L144 219L141 221L142 222V224L144 225H142V235H141V240H140V242H137L138 243V245H142L143 247H144V245H146L149 241H152L153 239H151V237H153V236H155V233H154V230H153V226L156 224L157 225V223H155V222H150V217H152V216H149ZM151 215H154V214H152L151 213ZM159 215H160V212H159ZM2 216V215H1ZM9 216V215H8ZM125 216V215H124ZM129 216V215H128ZM127 216V217H128ZM160 216H162L161 218L162 219H160ZM160 216H158V218L163 222V217H165V216H163V215H160ZM15 217V218H14ZM21 217V216H20ZM104 217V216H103ZM102 217V218H103ZM132 217H133V215H132ZM155 217V220L156 219H158V218H156V216H154ZM154 217L152 218V221H153V219H154ZM171 217V218H170ZM185 217V216H184ZM8 218V217H7ZM10 218H12V217H10ZM10 218H8V219H10ZM23 218H25V215H24V217ZM33 218H35V217H33ZM82 218V217H81ZM101 218V219H102ZM125 218V217H124ZM129 218V217H128ZM135 219H136V217H134ZM194 218V217H193ZM197 218V217H196ZM4 219V218H3ZM118 219H121V221L119 220V222L121 223H123V222H125V223H127L126 221H124V220H122V218H118ZM117 219V220H118ZM131 219V218H130ZM140 218L138 217V219L137 220H139ZM184 218H182L181 220H183ZM199 219V218H198ZM215 219V218H214ZM76 220V221H77ZM86 220V219H85ZM103 220H104V218H103ZM116 220V221H117ZM127 220V219H126ZM159 220V221H160ZM166 220L164 219V221L166 222ZM200 220H201V218H200ZM199 220V221H200ZM212 220V219H211ZM4 221V220H3ZM34 221V220H33ZM116 221H115V223H116ZM131 222H133L132 220H130ZM138 222L137 221V223L139 224H141V222ZM143 221H144V223H143ZM167 221V222H168ZM203 221V224L205 223H207V222H204L205 220H202ZM202 221H200V223L202 224ZM22 222V221H21ZM118 222V221H117ZM135 222V221H134ZM23 223V222H22ZM25 223H27V222H25ZM31 223V222H30ZM119 223V224H120ZM128 223H129V221H128ZM159 223H161V222H159ZM159 223H158V225H159ZM197 223H199L198 222V220H197ZM199 223V224H200ZM209 223V222H208ZM139 224V225H140ZM162 224V223H161ZM198 224V225H199ZM200 224V225H201ZM95 225V226H94ZM125 225V224H124ZM138 225V226H139ZM149 225V226H148ZM157 225V226H158ZM164 226L166 225V224H163ZM168 225H166L165 226V230H166V228L168 229ZM116 226V225H115ZM120 226V225H119ZM127 226V225H126ZM205 226V225H204ZM114 227V226H113ZM132 227H134L133 226V224H132ZM141 227V226H140ZM155 227V226H154ZM161 227H163V226H161ZM177 227V226H176ZM175 227V228H176ZM179 227V226H178ZM177 227V228H178ZM158 228V227H157ZM172 228V229H173ZM24 229V228H23ZM97 229V228H96ZM114 229H116V228H114ZM118 229H119V227H118ZM122 229V228H121ZM126 229V228H125ZM132 229V228H131ZM163 229V231H165ZM123 230H124V228H123ZM7 231V232H6ZM118 231V230H117ZM127 231V230H126ZM133 231V230H132ZM131 231V232H132ZM163 231H160V232H163ZM169 231V230H168ZM137 232H139V231H137ZM159 232V231H158ZM159 232V233H160ZM132 233H134V232H132ZM153 233H154V235H153ZM159 233H157V234H159ZM63 234H66V236H65V238L63 239V238H61V240H58V238L60 237V236H62ZM113 234V233H112ZM120 234V233H119ZM129 234V233H128ZM166 234V233H165ZM168 234V233H167ZM108 235V234H107ZM5 237H6V235H4ZM123 236V235H122ZM139 236V235H138ZM212 235H210V237H211ZM215 236V235H214ZM214 236H212V237H214ZM220 236H221V234H220ZM206 237V236H205ZM204 236H203V239L205 238ZM216 237L217 236H215V239H216ZM222 237V236H221ZM221 237H219V235H218V237L217 238H219V240H221ZM155 238V237H154ZM159 239L160 237H156V239ZM224 238L225 237H223V239L222 240H224ZM3 239V238H2ZM7 239V240H6ZM163 239V238H162ZM196 239V238H195ZM197 239H198V237H197ZM206 239V238H205ZM205 239H204V243H205ZM212 239V238H211ZM214 239V238H213ZM214 239V240H215ZM115 240V239H114ZM160 240V239H159ZM206 240H208V238L206 239ZM217 240V239H216ZM218 240V241H219ZM226 240V239H225ZM2 241V240H1ZM76 241V240H75ZM120 241V240H119ZM172 241V240H171ZM210 241V240H209ZM2 242V243H3ZM72 242V241H71ZM70 242V244H74V243H71ZM152 242H156V240L155 241H152ZM176 242V241H175ZM174 242V243H175ZM208 242V241H207ZM206 242V243H207ZM216 242V241H215ZM220 242V241H219ZM84 243V244H83ZM105 243V242H104ZM116 243V242H115ZM120 243V242H119ZM173 243V242H172ZM177 243V242H176ZM176 243H175V245H176ZM203 243V244H204ZM217 243V242H216ZM110 244V243H109ZM160 244V243H159ZM163 243H161V245H162ZM170 244V243H169ZM210 244V243H209ZM212 244V243H211ZM210 244V245H211ZM87 245H88V243H87ZM171 245V244H170ZM178 245V244H177ZM198 245V244H197ZM218 245V244H217ZM83 246H84V248H83ZM225 246V245H224ZM71 247H74V246H71ZM159 247V245H157V248ZM210 247V246H209ZM214 247H216V246H214ZM87 248V247H86ZM161 248V247H160ZM169 248V247H168ZM171 248V247H170ZM203 247H200V250L202 249ZM210 248H212V247H210ZM71 249V248H70ZM111 249H112V247H111ZM167 249V248H166ZM173 249V248H172ZM171 249V250H172ZM222 249V248H221ZM65 250V251H66ZM72 250V249H71ZM105 250V249H104ZM126 250V249H125ZM146 250H148V251H150L149 250V248L147 247V249ZM154 250H155V248H154ZM160 250V249H159ZM178 250V252L177 253H179V249H177ZM197 250H199L198 248H197ZM207 250L209 251L208 253H206V256L209 254L210 255V250L208 249V246H207ZM207 250H206V252H207ZM218 250V249H217ZM130 251V250H129ZM147 251V252H148ZM156 251V250H155ZM161 251V250H160ZM165 251H167V250H164V252ZM181 251H182V249H181ZM203 251V250H202ZM201 251V253H202V257H201V255L199 256L203 261H204V255H203V253L205 252V251H203L202 252ZM211 251H214L213 249L211 250ZM107 252H109V251H107ZM140 252V251H139ZM157 252V251H156ZM197 252H199V251H197ZM196 252V253H197ZM216 252V250L214 251V253ZM220 252V251H219ZM225 252V251H224ZM223 252V253H224ZM133 253V252H132ZM150 253V252H149ZM195 253V252H194ZM193 253V254H194ZM74 254V253H73ZM155 254V253H154ZM153 254V255H154ZM161 254V253H160ZM165 254V253H164ZM172 255H173V252L171 253ZM191 254V253H190ZM211 254H212V252H211ZM219 254V253H218ZM222 254V251H221V253H220V255ZM225 254V253H224ZM223 254V255H224ZM68 255V254H67ZM67 255H66V258H67ZM69 255H71V257H72V254H69ZM75 255V254H74ZM74 255H73V258H75L74 257ZM161 255H163V254H161ZM170 255V254H169ZM217 254L215 253V258H217L218 256H216ZM147 256V255H146ZM165 256H166V254H165ZM3 257V258H2ZM69 257V256H68ZM101 256H99V258H100ZM151 257V256H150ZM149 257V258H150ZM169 257V256H168ZM172 257V256H171ZM195 257V256H194ZM198 257V258H199ZM210 257V256H209ZM213 257V256H212ZM219 257H222V255L221 256H219ZM224 257V256H223ZM226 257V256H225ZM81 258H82V256H81ZM126 258V257H125ZM163 258H164V255H163ZM215 258H213V259H215ZM256 258V257H255ZM258 258V257H257ZM152 259H154L151 263H149V264H162L161 263V259H162V257L160 256V255H156V256H154ZM171 259V258H170ZM195 259V258H194ZM213 259H211V260H213ZM220 259V258H219ZM222 260L224 259V258H221ZM220 259V260H221ZM263 259V258H262ZM66 260V259H65ZM75 260V259H74ZM74 260H70V261H74ZM148 260H150V259H148ZM193 260V259H192ZM208 260V259H207ZM211 260L209 261L210 262V264H212V262L214 263V261H212L211 262ZM254 260V259H253ZM77 261V260H76ZM75 261V262H76ZM109 261V260H108ZM196 261V260H195ZM197 261H198V259H197ZM219 261V260H218ZM217 261V262H218ZM224 261V260H223ZM1 262H2V260H1ZM66 262V261H65ZM97 262V261H96ZM192 262V261H191ZM208 262V261H207ZM207 262H206V260L204 261V263H206L207 264ZM209 262H208V264H209ZM216 262V263H217ZM219 262H221V261H219ZM218 262V263H219ZM67 263V262H66ZM65 263V264H66ZM131 263V262H130ZM132 263H134L133 261H132ZM137 263V262H136ZM141 263H143V261L141 262ZM147 263H148V261H147ZM193 263H195V264H197L198 262H193ZM203 263V264H204ZM217 263V264H218ZM224 263V262H223ZM260 263H261V261H260ZM259 262L257 263V264H260ZM144 264V263H143ZM191 264V263H190ZM200 264H201V261H200ZM215 264V263H214ZM220 264H222V263H220ZM226 264V263H225ZM241 264V263H240ZM250 264H253V262H251Z\"/></svg>",
  "mask_w": 264,
  "mask_h": 264
}]
</instances>
